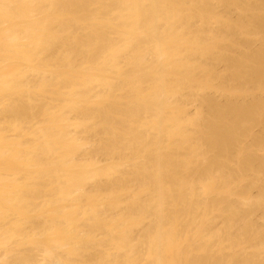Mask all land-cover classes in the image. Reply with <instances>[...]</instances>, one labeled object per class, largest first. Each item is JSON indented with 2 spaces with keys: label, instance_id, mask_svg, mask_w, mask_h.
<instances>
[{
  "label": "bare ground",
  "instance_id": "1",
  "mask_svg": "<svg viewBox=\"0 0 264 264\" xmlns=\"http://www.w3.org/2000/svg\"><path fill=\"white\" fill-rule=\"evenodd\" d=\"M200 1H202V0H200ZM207 1L205 0V3H203L204 1H202V3L205 4V5L202 4L203 6H201V4L198 5L200 2L198 1L199 2L198 3L196 1L198 3V4L196 3L197 6H198L197 8L200 10L201 7H204V6H206L208 4V6H209L208 9H209L210 7H212L214 5V3L212 5V3L209 2V1L213 2L214 0L213 1L212 0H209L208 2ZM215 1L217 2L218 6H219V2H221V3L223 2L224 3L225 0H222V1H219L218 0L219 2L217 0H215ZM227 1H226V3H227V5H229V3ZM233 1H230L231 2L230 6L232 5V2ZM187 2H188L187 0H0V106H1L0 109L4 105L5 106L6 105L7 106L9 105L8 107L11 108V109H9V110H11V113H10V111H8V113L10 114V116L8 114V117H12V120H13L14 118H13V115L11 116V114L14 113V117L16 115L18 116V122H19V123H15L16 122L15 119L13 120L15 122H13L11 119H8V120H11L12 122L11 121H8L7 122L6 121L7 120L6 119L7 109H5V107H3L0 110L1 111L0 114L2 112H3V115H4V112L6 113L5 114L6 116L4 118L5 120L2 119V117L0 115V264H9L10 261H13V260H9V262H8V257L10 259L11 258L12 259L13 258L16 259V261L19 262V264H45V263L46 264L47 263L48 264H77V263H74V262H78L80 260H81V262H79L78 264H80V263L82 264V261H84L83 259L85 258V256L88 255V253H90L89 251L92 249L91 247L94 246V242L96 244L95 247H97L96 248V250H97L98 247H99V244L98 243H100L101 240H102L101 243L104 242L103 245L101 244L100 245L101 247H99V248H101V251H100L101 254H102V249H103V251H106L107 252V254L109 256V259H111L110 256L112 255V260L113 261H116V263H117V260H118V257H119L120 261H118V262H123V260L126 259L130 264H137L138 262L143 261V260H140L141 259L140 258L141 255H143V256L145 255L144 257L147 256L148 259H144L147 262L144 261L142 264H187V263L190 264L192 262H195L198 259L197 253H195V252L198 251V249H200L198 251V254H199L200 251H203L204 256H205V254H208V252H209V255L207 257L208 260L209 259H213L212 257H214L216 255H217V257L219 255L221 257V255H222L221 253L220 254L219 253H216V255L214 253H212L213 251L211 250V248L212 247H215V246L218 248L219 246L224 245L226 243V241H227L228 244H225L224 246L221 247V249L223 248L222 251L229 252L230 251L229 248L231 247V250H233V251H230V252L234 253V249H235L234 246H236L239 241H238V239H237V241H232V240H236L234 238H237V237H235V236L232 235L233 239L231 240V239H229V238H232L231 235L229 234L230 235L229 236L228 234H226V235L229 236V238H228L229 240L227 238L226 239L223 238L224 241L226 240L225 243H223V241H222L223 240L222 239L223 236L222 235H224V234H222L219 229L218 230H219V232L222 235L221 234L220 235L219 234H216L215 232L218 233V231H217V229L216 230L212 229V226L214 225V223L217 222L216 221L217 219H218V221L220 220L219 219L220 216L224 218V216H223V215H225V213H223L224 212V207H225V209H229V211H230V209L232 210L233 207H234V210L236 209L235 208V205L237 206L238 202H236L237 204H235L233 206H231L232 204L230 202L235 203L233 201L234 200L233 197L236 196L235 195L236 193H234V192L235 191H238V188H237L238 183L236 184V182H235L236 178L235 177H230V176H231V174H232V172L234 170L236 171L238 169V168L237 169H234V168L238 167L237 164H239V170L241 169V166H242L243 169H246V170L241 169L240 171L238 170L239 172L237 171V173H239V175H240V172H242V171H243L242 173L244 174V171H245V173H251V172H255L257 170V173H258V170L260 171L261 168H264L262 166V163L264 162L263 161L264 160V156L259 158V159L263 158V160H260V162L263 161L261 163V166L262 167L260 168V166H259L260 169L257 168L256 170H255V168L258 166L257 164H259V162H258L259 160L256 157L253 156V155H255V156L260 155L259 152H261V154H262V150H263V154H264V149H262L264 147H261L262 144H258L259 146H256V147L261 148L260 149L261 151H258L257 152V149L255 150V152L258 155H256V153L253 154L251 152H248L249 150L247 151V149H246V144L248 142H250L252 139L254 140V139L257 138V137H254V136H256L255 134H253L254 131L253 132L251 131L252 128L250 127V125H251V122L250 121H252V120L254 121L255 118H256V120H258V117L260 118L259 120H261V117H260L261 114L260 113H259L260 115L257 114L259 116L256 115L257 112H261L259 110L261 106L258 107V111H257V105H262L263 108H264V104H262V101H261L262 99H260L261 97L258 98V99H260V102H261L260 104H258L259 101H257V102L254 101V103H257V104H253L251 101L250 102L247 101L248 102L247 103L246 101H244V100H242L240 98L241 101H243L242 104H241V102L240 103L239 102L238 103H232L233 100H231V104L229 105L230 101L229 102L226 101L228 104H225V106H229V107H227L228 108L227 111L226 110H223L224 109L223 108L224 103H223V105H222V103H220L222 105V106L220 105L222 108L219 106L220 109L217 106V108L219 109V111H218V109H216V107L215 108L214 107L213 108L211 107V106H214V105L217 104V103L215 104V101L213 99H212L211 102H214V105H213V103L210 102L211 95L212 94L210 95V97H206V98L203 96V99H205V100L207 99L206 101L204 100L205 103H204V101L202 102V98L199 96L201 98L200 99L201 101L199 103L200 104L204 103V104H202L203 105L202 107L204 108L205 105H206V107H205V110L204 111H203L202 108H200L202 111H200L199 109H196V110H199L200 111L199 113H201V112L202 113H205L207 110H209V109H207V106H208V103L207 102H210L211 104L209 103V105H211V106L210 107L208 106V107L210 108V110L213 111V113H212V111L210 112L211 113L210 116L211 117L213 116L214 119H212L210 117L211 118V120H210L209 116H207V119L209 118L207 120L206 118H203L202 113H201V116H200L201 118L200 117L198 118V117H196V116H198L197 115L198 113H197V114L194 115L193 118L196 117V119L197 118L198 119L196 120V119H193L192 118L194 121H192L190 119V117L189 118L187 117L188 119L185 118L186 117L185 115H187L188 113L184 111L185 108H184V106L182 104L183 101L180 103V101L178 100L179 104H182V105L180 107L177 106L176 109L179 107L178 109L181 112V114L182 113L183 114L187 113L184 116H183V114L181 115L178 112V109L176 110L173 107V105H171L173 103H176L177 104V102H176L177 100L175 102H173V101L175 99H177L178 96L180 98V96H182V94H183L184 91H185V93H188L187 92L188 89L186 88L187 91L185 89V86L187 87L188 86L187 85L188 83L190 84L189 86H192L191 84H194L195 87L194 86L193 87L196 89V84L198 82L200 83L202 81H206L207 80V82H210L209 84L211 86L208 85L207 82H206V84L204 83V85H208L209 88L207 86L205 88H208L207 90H209V89L212 90V88H213L212 85L213 84H211V83L212 82L213 83L215 82L214 81V78H215L216 75L214 74V76H213V73H214L213 71L215 69L212 71V76H211V71L209 72L207 70L210 73V75L207 74L208 72L206 71V69L208 67L207 68L204 67L205 70H203L202 69V65H205L206 64V61L205 60H207V59L208 60L209 59L210 60L211 59L215 60L216 57H217L216 58V62L218 60H220V59H223V60H221V62L222 61L224 62V58L221 57V54H219L222 51L221 49H223L224 47L220 49L221 51L216 54L217 55L216 57L214 55L215 53H213V51L216 50V48L214 50L212 49V48L216 47V45L213 44L214 41H215L214 39H216L215 42H217V43L219 42L218 43V45H219L220 43H222L221 42L222 39H223V44L224 43L226 44V43H231L232 42L231 40H229V38H231V39H235L236 38V37L235 38H232L233 35H230V37H229L228 35L225 34L226 35L225 39L227 40V36H228L229 37L228 40L230 41L229 42L228 40L226 41L224 39V37H223V35H224L223 32L226 29L228 30V33H230L229 31L232 28V25L234 27V22H233L232 25H231V22H230V24L228 22V25H231V28L229 27L230 29L229 28L223 29L221 27L223 29V32L221 33L222 30H219V31H220V34L221 35L223 34L222 36L221 35L218 36L219 31H216V29L218 27L215 29V32H218L217 35H216L215 32H213V33L211 32L212 30L210 28H208L209 27L208 23H205L207 19H204V18H207V16H203V19L204 20H202V14L204 13L203 9L205 10L206 7L201 8L202 10H200V11L201 12L203 11L202 13L200 12L201 15H199V10L197 9L198 10V13L196 12V14H198L201 18H199L198 15L196 16V14H195V16L198 17L199 19L198 18H195L194 15H193V17H194V19L196 21H197V19H198V21L201 19L199 21V23H198V29H200L199 27H201V29L198 30V31L203 30L202 27H205V25L207 24L208 27H205L204 29H207L210 32L208 36L212 35L211 37H213V38H214V33H215V38L214 39L211 38L213 40H210L209 39L210 37L208 38L207 36H203V33H205L204 35L207 34L206 33L207 30H205L206 32L205 31H201L203 33H200L199 32L202 35L198 34L197 28H195L196 30L193 28L194 27L193 23L196 24L195 20L192 21L193 20L192 14L194 12L191 13L192 11H195L194 9H196V7H195L196 5L193 6V3L195 4V0L190 1L191 4L190 3H187ZM239 2H242V1H239ZM186 3L189 4V5H192V8H190L191 6H188V10L187 11H184L185 8L183 7L184 10H182L183 9L182 8V5L183 6H186L185 5ZM223 3L221 5H223ZM226 3H224V6H225ZM217 4H215V5H217ZM252 4H254V3H252ZM210 5H212V6H210ZM262 5H264V2H263ZM214 6L212 8L215 11V8H217V7H214ZM251 6H249V7H251ZM258 6L257 7L254 6V7L258 8ZM174 7H177V9H175ZM178 7H179V10H178ZM236 8H239V7H236ZM261 8H263V6H261ZM174 9H175L176 13L173 11ZM189 9H191L192 11L189 10ZM206 10H207V8H206ZM213 10H211V8H210V10L208 12H211L212 11L211 13L213 14L214 13ZM216 10H218V9H216ZM236 10L237 9H235V11ZM249 10H251L250 12H252V10H253V12H255V13L256 12L258 13V11H259L258 14L257 13L256 14H253V12L250 13L252 15H257L258 18L264 13V12L261 13V10L260 9L259 10L258 9H253L252 7ZM256 10H258V11H256ZM171 11H173V12H171ZM218 11H216V12H218ZM171 13H174L175 16H174V14H171ZM177 13H179L180 16L179 15L176 16ZM211 13H207V14L210 15ZM207 14L205 13V15H207ZM212 14L210 15V17L208 16L209 18H211V19L208 18V20H211L212 21L213 17H211V16H214L217 13H214L213 15ZM259 14H260V16H259ZM219 15L217 14V16H219ZM252 15H248V16L252 17ZM217 16H215V17L217 18L218 22L216 20H215V22H216V24L218 23L219 25H221L220 22H219L220 21L219 19H222V18H220V16L218 18ZM257 16H253V17H255V20H257V22L259 23L260 22L259 20H262L263 19V16H261L262 19H259V20H258V18H256ZM245 18H243V19H245ZM224 19L225 18H223L222 20L224 21ZM208 20H207V22H209ZM240 20H241V18H240ZM201 21H202V24H201ZM211 21L209 23L213 24V22H211ZM223 21H222V23H223ZM253 21H252V25H254L253 26L254 28L259 27L258 30H260V31L261 30H264V27L262 26V24H264L263 23L264 22V19H263V21H261L262 22L261 23L262 29H260L261 28L259 26L260 24H258V26H257V25H255L256 24L255 21L254 22ZM225 22H227V20ZM249 22L251 23V21H249ZM203 24H205V25L202 26ZM211 24H210V26L213 27V25H211ZM241 24H238V26H240L241 29H242ZM243 25H244V23H243ZM214 26L216 27V25H214ZM222 26H226V25H222ZM238 26H235L236 28L234 27V29H236V32H235V30L233 28L231 29V32H233L234 34H236L237 32H239L237 30ZM191 27H192V30L193 29L195 30L194 32L197 31L196 34L192 30H189V28L191 29ZM195 27H197V26L195 25ZM249 27L247 29H249ZM241 29H239V30L242 31ZM243 29H244L243 31H245V28H243ZM250 29L251 30H254L253 28H250ZM188 30H189V32H188ZM227 30L225 32H227ZM249 30H247V32ZM185 31H187L186 33H188L187 34V37L188 36L190 37V34H189L190 31L193 32V35L191 34V36L193 38H196L195 35H197V39H198V35L203 36V37H199L200 39H202L204 37H207V38H204L203 41H206V42H209V43H210V41H213V43L212 42L210 43L211 45L208 44L212 48H208L209 46L206 47V44L203 47V45H204L203 44V41H201L199 39H198V41H200V43L198 42L199 44H196L197 43V41H196L197 39H194L196 41V43H195L196 45H192V43H193L194 40L192 42H189L191 39L188 40L189 37L188 38L186 37V35L184 33ZM244 33L243 34L238 33V34L241 37H242V35H244V38H245L247 36H245L246 33L245 34ZM248 34L247 35L249 37L250 36V33L248 32ZM251 34H253V31H252ZM262 34H264V33L262 32ZM216 36L218 37V39L220 37H222V38H220L219 41H217L218 39L216 38ZM240 36H239V38H240ZM248 37L246 39H248ZM205 39H208L210 41L205 40ZM250 42L251 41L249 40V43ZM233 43H234V40H233ZM218 45H217V49H218V47H220V45L219 46ZM228 45H231V44H228ZM262 46H264V45H262ZM207 48L210 49V50H212L211 52L209 50L210 54H208L209 52L207 54H205L206 51L208 50ZM248 49H250V47ZM262 49H264V48H262ZM239 50H240V48L238 49V51ZM182 51L183 52L185 51V53H182ZM218 51H219V49H218ZM223 51H226V49L223 50ZM249 51H251V50H249ZM260 51L261 52H259V51L257 52L256 51L257 53H261V54H257L259 56L256 55V52H253L252 51L255 54L249 55V57H248V53L246 52L247 53V56H245V57H248L247 59L244 58L243 57L244 54H242L243 55L242 58L244 60L241 59L240 62L244 64L245 63L244 61H246V65L245 64L242 65L239 62L233 63V60H232V64H234V66L238 65L239 67L242 65L243 67H246L245 68L246 71H247V69L249 67H251L250 68V74L248 73L249 72V69H248V72H247V75H246L247 77L246 76L245 77L247 79H248V77H249V79L250 78L251 79L253 78L254 81L259 82V83L261 82L260 85L262 86V89H263V87H264V85H263L264 84V53H262L261 48H260ZM243 52H245V51H243ZM221 53H223V52H221ZM180 55H181V58H180L181 60L178 59V57ZM186 55L187 56H190L191 55L190 56V64H191V57L194 58V56L197 57V55H198V56H201L200 58H202L203 56L206 57V55H208L207 56L208 58H204L203 57L202 59H204V60L201 59V61H199V62L198 61H195V60H200L199 58L198 59L195 58V60H193V58H192V61H193L194 64L197 63V62L201 64L200 65L201 67L198 65V63H197L198 67L195 64V66L197 68L200 67L199 72H198V69L197 70L196 69H191L189 71V73H188V74H190L192 72V70H193V72L196 70L197 72H195V76H193L192 74H190V75L185 74L187 70H189L190 68L194 67V65L191 66L192 64L190 65L188 63V60L189 59H187V62H186V58H189V57H184ZM253 55H255V56H253ZM261 55H263V57H261ZM182 57L185 58V62H184V59ZM229 60H228V63H225L226 65L231 64V63H229ZM234 60H237V59H234ZM181 61H183V62H181ZM202 61H204L205 63H203ZM159 62H161V64H160L161 66H159ZM212 63H213V61H212ZM239 64H241V65H239ZM206 66H207V64H206ZM242 66L238 69L239 70V73H240V69H241V71H243L242 70V68H243ZM161 67H164V68L167 67L169 69H172V71H176V70H174L176 68L177 69H179V68L184 69L186 67L187 70L176 71L177 72V75H178V73H181V75L179 74V76L176 75V77H178V78H176L175 75H173V73L176 74V72H171V71L166 72L167 69H165L166 71H164V68H163V70H161ZM188 67H190V68L188 69ZM228 67H230V66H228ZM237 67L235 68V70L237 69ZM127 69L130 71V73L128 72L129 75H130V76L128 75L129 76L128 77L129 78L128 79L129 81L126 80V84L124 83L125 85H123V83L122 84H119V79H122L123 81H125L124 78L127 77V75H126L127 74V71H128ZM201 69H202V71H201ZM224 69H225V67H224ZM228 69L229 68H227L226 71ZM232 69H234V68H232ZM231 70H230V73L231 74L230 75L228 74V75H229L230 78L232 77L233 80L234 79L236 80V81L234 80L235 82H233V83L235 85H237L239 83L240 84V87L242 86V84L244 85L243 82H245V79L246 78L244 77V74H242V73H244L246 71L244 70L243 72L240 73V77L242 75V77L245 78V79H243L241 77L242 81L243 80L244 81L242 82L241 79H240V82H238L239 81V78L236 75L238 72L235 73V71H234L235 74L234 73L232 74V71L233 70L232 71ZM163 71H164V73H163ZM200 71L201 72L205 71V74L209 75L208 76L209 78L208 77H205L204 76V73H201ZM183 72H184V75L182 74ZM196 73H197V75H196ZM199 73L200 74H203V75H200L201 78L203 76V78H202L203 80L201 78L199 80V78H198V77H200L199 76ZM239 73H238V75H239ZM248 74H249V76H248ZM186 75H187V77H186ZM220 75H223V73H221L219 75L217 74L216 78L218 76H220ZM226 75H225V77L227 78L228 75L227 76ZM235 75L237 76V78L235 77ZM181 76H183V77H181ZM172 77H174V78H172ZM190 77L194 81L191 79V82H190V79H189ZM193 77H196V78H193ZM212 77H214V78H212ZM147 78H149V79L152 78V80L154 79L153 80L154 82H152L151 80H148ZM170 78H172V79H175L176 78L177 81L175 82V80H176L175 79L174 82H172L173 80H171ZM167 79H169L170 81L168 82ZM186 79H189V80L187 82H185ZM196 79H198V82H197ZM208 79L211 80V81H208ZM218 79H220V78H218ZM229 79H228L229 83H228L227 80H226L227 83H223V82H225L224 80H223L222 83L225 84V85H227V84L230 85V83L232 81H230ZM237 79H238V81H237ZM132 80H133L132 84L129 85V82L131 83ZM220 80H222V77H221ZM146 81L148 82L149 85H145L146 84ZM216 81H217V79H216ZM254 81L252 82V84L255 87V85L257 83L254 84L255 83ZM151 82H152V84H151ZM138 83L141 84V85H143V84L144 85L143 86H140ZM171 83L172 84L174 83V84L171 85ZM176 83H178L180 86L179 85H175ZM202 83H200V84H202ZM249 83H251V80H249ZM259 83L257 84L256 87H258ZM137 84L141 88H138L139 86ZM168 84L170 86H173V88L170 87V89H169ZM200 84H198V85H200ZM217 84H219V82ZM248 84L244 85V89H245V87H247V88L249 87L248 89L250 90V88H251V90H252L253 86L250 87L251 84L249 86H248ZM150 85H152L151 89H150V87H148ZM181 85L182 86L185 85V86L182 87ZM198 85H197V88H198ZM204 85H202L203 86V89H204ZM231 85H232V83H231ZM178 86H179V89H180V87H181V89L184 88L182 90L183 92L180 90L182 92L181 95H180V91L178 89ZM189 86H188V88H189ZM215 86H216V84H215ZM261 86L259 87V89L256 88V87L255 88L260 91V90H262V89H260ZM127 87H128V90H127ZM142 87L143 88L144 87L145 88L148 87V90H144L145 88L143 89ZM174 87H177V89H178L177 92H176L177 89L175 88L176 90H174ZM199 87H200L201 90L198 88V90L196 91L195 89L192 88V90H190V92L193 91V90H195L197 93H198L199 90L202 91L203 89L201 88V86H199ZM218 87H214L213 89H215V88L217 89L218 88V90L215 89L216 92H217V91L221 90L220 88H223L220 85H218ZM231 87H232L231 89L236 90V89H234L235 86L232 85ZM240 87L238 86V88H240ZM32 88H33V90H35V91H33V90L32 91L35 92L37 95L34 94V93H32V91H31ZM241 88H243V87H241ZM241 88H240V90H241ZM247 88L245 89V91L248 90ZM141 89H143L146 92L142 91ZM121 90H122L123 94H121L122 93L121 92L120 93L121 95H120L119 92ZM124 90H125V92L128 91L126 93L127 95L125 94ZM129 90L132 91V92L130 93ZM167 90L168 91L170 90L169 92L172 91L171 94L174 91L176 94L178 93L179 95L178 96L177 95L174 96L173 94H175V93H173L172 95L174 97L172 95L169 96L170 93ZM225 90H224L225 93L228 92V91L229 92L232 91V90L230 91L228 89H227L228 91H225ZM30 91H31V93H30ZM133 91L136 93V95H135V93H133ZM237 91H236L237 94L239 92L241 93V91H239V92H237ZM205 92L207 93L208 91H205L204 90V93ZM229 92H228V94H230L229 97H231V94H233L234 92H232V93H229ZM262 92L264 93V89H263ZM44 93L45 94L46 93H49V95H51V96H48L49 98L47 99V97H46V95ZM117 93L120 95V98L122 100L125 97L124 95H126V97H127L129 93L131 94V95L129 94L130 96H132L134 94L136 96V98H135V96L133 97L134 99L132 97H131L132 98L131 99L130 96H128L129 98H126V99L124 98L125 100H128V101H130V100L132 101L133 100L132 105H130L131 101L130 102L127 101L128 104L126 103L125 100L121 102V100H119L120 98H119V95H117ZM242 93H244V92H242ZM247 93L245 95H247ZM252 93L253 92H251L250 94H252ZM30 94L34 95L33 98H32V95H30ZM200 94H201V92H200ZM220 94H221V92H220ZM260 94H262V93H260ZM35 95H36L37 98L40 96V99H42L41 97H44V95H45V98L46 99L45 98L44 99L46 101H44L43 99L40 100L38 98V100L40 102V103H38L37 102V99H35L36 98ZM122 95H123V98L121 97ZM183 95H185V94H183ZM221 95H219V96H221ZM224 95H222V96H224ZM243 95L240 94V97L241 96L244 97ZM256 95H258V94H256ZM28 96H31V97H28ZM185 96H182V97H185ZM225 96H228V95H225ZM247 96H249V94ZM115 97H117L119 99H117ZM171 97H173V98H171ZM31 98L32 99H35V101L32 100ZM208 98H210V99H208ZM227 98L228 97H226V99ZM235 98H238V97H235ZM254 98L255 97H252V99H254ZM112 99L114 101H115V99L118 100L119 101V103L117 102L118 104H121V103L124 102L123 104L124 105H127L128 107L127 106L126 107L128 109H126V107L124 106V109L121 110L120 107H123V104H122V106H120L117 103H115ZM169 99H171V100H169ZM189 99H190V96H189ZM215 99H216L217 102H220V101H218L217 98H215ZM255 99L257 100V98H255ZM18 100L20 101V104L19 105H17L18 103H16V102H18ZM108 100H109V106H106L105 103L108 104V102H107ZM238 100H239V98H238ZM42 101H44V102H42ZM112 101L114 103L111 105L110 102H112ZM198 101H197V103H198ZM263 101H264V98H263ZM32 102H33V104H32ZM143 102H146L147 104L149 102H151V103L154 104V106H153V108H150V106L153 105V104L150 103V104L147 105L145 103L147 105L146 106V105H143ZM166 102H168L167 105L169 104L170 105V108H169V105L168 106L166 105ZM191 102H189V103H191ZM233 102H235V99H234ZM244 102H245V104L246 103L249 104V105H250V103H252V104L250 106L249 105L248 106L247 105L244 106L243 105ZM139 103L140 104L142 103L141 106L140 105L137 106V104H139ZM193 103H194V101H193ZM199 103H198V106L197 107H200L201 106V105H199ZM114 104H117L118 106L116 107V105H114ZM179 104H177V105H179ZM92 105L96 108V110L98 108L100 111L99 110H97V111L92 110V108H91ZM96 105H97V107H96ZM100 105L101 106H104L105 108L104 107H101V108H104L103 110H101L99 108ZM110 105L112 107L114 106V108H110ZM133 105L134 106L135 105L137 106V107H135V110L134 109H131V107H134ZM141 107H142V109H140ZM197 107H195V108H197ZM14 108H15V110H13ZM95 108H93V109H95ZM136 108L137 109L139 108V109L136 111ZM172 108L176 110V111L174 110L173 113H172ZM180 108H181V110H180ZM183 108H184V110H182ZM4 109H5V111H4ZM90 109L92 111H90ZM130 109H131V112L129 114V110ZM152 109H154V111H155V113H153V114H152V112H153ZM168 109H169V111L171 110L170 112L168 111L169 113L167 112ZM221 109L225 113L222 112V111H220ZM225 109H226V107H225ZM126 110H128V112ZM140 110L142 112L141 115L142 114H145V113H146V115H149V116H152L153 115L151 117L152 119L155 116L154 118L156 119L155 120L156 122H154V119L152 121V119L150 118L149 121L147 120V122H149L150 125L147 124V126H146L145 125L146 123L144 124V122H146L145 121L146 120L145 117H147V116L143 115L144 116V118H143L144 122L141 121V119H138V118H141L140 117L141 115H138L140 113ZM149 110H151L152 112L151 111H150L151 113L148 112ZM124 111H126V112L124 113ZM135 111L138 112L137 113L138 116L136 115V113L134 114L135 116L138 117V118L135 117L137 119H134L133 118L134 117L133 114L131 115V113L132 112L134 113ZM147 112L150 113L151 115L148 114ZM164 112L167 113V114H169V115H167L168 117L171 114H173L175 116V112L176 113L178 112V115L179 116L176 114L175 118L177 117V119H179V121H178L179 123H180V119L185 118V120L187 119L188 121H192V123H194V124H191V122H190V125L191 126L196 125L197 127H199L198 125H199V123L201 122V120L203 118V121H206V123H204L202 121L203 123H200V125L203 124L204 126L202 125L201 127H199L200 130H198L199 128L197 129V127H196L197 131H199V135L200 136L198 135V132H194V131H193L194 133L193 132L192 133L190 132L191 135L193 134L194 136H196L197 142H195L196 140H194L195 137H193L194 139H192V136H191V140L189 138L190 136L185 137L187 134H189V132H188L189 130L186 129V131H185V128L191 129L190 128L191 126L190 127L187 126V125H189L188 122H187V120L185 122L184 119H183V121H181V123L182 122H185V123H183V124L180 123V125H179V123L177 124V123L173 122V126H174V123L176 125H178V126L175 125L176 128L178 127V129H176V130L174 129L175 127L172 128V126H171L172 124L170 123L171 129H169V126H167V124L169 125V123H164L165 122V119L163 120V118L166 117L165 116L166 114ZM262 112H263V109H262ZM210 113L208 111V114H210ZM126 114L128 116H130V118L129 117L127 118V115ZM72 115H74V116L71 117ZM180 115L183 116V118L182 117L180 118ZM206 115H207V112H206ZM75 116H78V118L81 117V118H79V119H81V121L78 122L79 119L77 117H75ZM131 116H132L133 119H131ZM156 116H158V117L164 116V117L161 120H157L158 117H156ZM187 116H189V115H187ZM252 116H257V117H252ZM19 117L20 118H24L25 119V122H26L27 119H29V122H27L28 124L27 125L25 124L24 119L23 120L21 119L20 120L21 122H20L19 121ZM171 117H172V115H171ZM171 117H169L171 119V121H172V119L175 120L174 118H171ZM204 117H206V116H204ZM249 117H251V118H249ZM262 117L264 118V115ZM71 118H73L74 120H75V118H77L78 120L76 119L77 120V122H76V120L74 121ZM125 118L128 119V120H125ZM169 118H167V119H169ZM225 118L228 119V120H225ZM248 118H249V122L250 123H248V121H247V123H245L246 119H248ZM92 119H94L95 123L94 122H92V123L89 122V126L90 125L93 126L94 124H97L96 123L97 120L99 122L97 124L98 126H99V124H102L101 123L102 121H104L103 124H105V128H107L106 126L108 124L109 125H112V128L110 127V129H112L114 132L109 133V134L106 133V135L105 134L104 135L101 134L103 136V139L102 140L104 142L105 141H108L109 143L108 142H106V143L102 142L100 136L97 135L99 137V139H100V141H98L99 144H100V142H102L101 144L102 145L105 144V148H103L104 146L101 147L100 146L101 144L100 145H97V146H100L103 149H101V148H99V147L96 146L98 149L95 148V150L96 149L97 150L96 151L94 150L93 152L89 153L90 155L85 154V157H86V155H87V157L84 158V156H83L84 153H81V152L84 149L83 148L85 146L84 144L85 143L86 144H89V142L87 140L86 141L84 140L85 139L84 133H86L87 131L88 132L90 131L89 134H93V131H94V133H96L97 131H98L97 133H99V130L103 128L102 126H104L102 124L101 126H99V128L100 127H102V128L99 129V128H97L94 125V127H96V128H95V130H93L94 129V127H93L92 128L93 131H92L90 129V127L87 125V123H88L87 120L92 121ZM170 119H169V121H170ZM219 119H222L223 122L224 121H227V122H224L223 123L221 120L219 121ZM35 120L37 121L36 128L34 127L35 129H33V127L31 126L32 127V131L30 130V128L27 131L26 126L30 125L29 123H33V122L36 124ZM39 120H40V124H38L39 123L38 122ZM100 120H102V121L100 122ZM137 120H140V122L137 121ZM198 120H199V122H198ZM259 120L257 121L259 124L256 123V121L255 122L252 121V124L256 123L259 126L260 125H263V123L261 124L260 122H262V120H264V119H262L261 121H259ZM84 121L87 122L86 125H87V127H89L88 130L85 129L86 126L84 124ZM160 121L162 122V125L164 123V125L166 127H164V125H163L159 129L157 128L156 130L159 131V134L158 135H157V131L152 132L153 129L150 128V130H151L150 132L152 134L155 133L156 136H154V137H151L150 136V137L147 138L149 140H147L145 136H149V135H151V133L145 135L147 132H149L148 130L146 131V128L145 127H150L151 124L153 123V125H154L153 128H156V127H158L157 125H160ZM169 121H167V122H169ZM22 122H24V124L26 126H23L24 124ZM141 122H143V123H141ZM195 122L198 123V124H196ZM106 123H107V125H106ZM244 123H245V126L246 127L249 126L248 128L249 129L251 128L250 131H251L253 137H249V135L251 133L249 134L248 132H246V127L243 125ZM130 124H132V125L135 124L136 127H135V125H133V126L131 125L130 126ZM141 124L144 125L145 127L144 126H141ZM184 124H186V127H184ZM31 125H33V124H31ZM127 125L129 127H133V128H129ZM139 125L141 127H144L143 128L144 130L142 128H139L140 127ZM19 126L23 127V129H21V127H19ZM251 126L253 127V126H256V125H251ZM24 127L26 128V130H24L25 129ZM81 127L84 128L85 130H87V131H83L84 132L83 133L84 139H81L82 141L77 138L78 135L79 136L82 135V132L81 131L84 130V129H81ZM73 128L75 129L76 133L80 129L81 134L78 132L79 134L78 135L77 134L75 135L74 134L75 132H73V130H72ZM161 128L164 129V130H161ZM108 129H109V126H108ZM140 129H141V131H140ZM167 129H168L169 132L172 131L171 135L167 131ZM179 129L181 131L187 132V133H185L186 135L183 133V135H184L183 138L181 136L182 133H180ZM192 129H195V126H194V128L192 127ZM192 129H191V131H192ZM238 129H241L243 131L238 130ZM142 131H145V132H142ZM236 131H239L238 134L240 132L242 134H245V133L247 134L248 133L247 136H248V138L250 140L248 138L246 140V137L247 136L245 134L244 137L242 136L243 137L242 141L239 140L241 144L239 143V141L236 142L237 144H234L235 141H236V138L238 139L239 136H240L239 139L242 138L240 134H239V136H236L237 135V134H235ZM88 132L86 134H88ZM103 132L101 131V133H103ZM138 132H140L139 135L140 134H143V133H145V134H143L140 137L139 135H136ZM128 133H130V135H128ZM11 134H13V136H15V134H16V136L13 137ZM19 134H20V136H19ZM89 134L86 137L87 139H89L88 137L92 136V135L89 136ZM126 135H128V136L126 137ZM176 135H179V136H176ZM259 135H260L261 139L263 140L264 139V135H261V134H259ZM259 135H258V140L260 141ZM129 136L130 137H133V138H134V136H136V137L138 136V137L143 138V139L137 138V140H136L135 139L136 137H135L134 138L135 140L133 138H130L131 140L129 139V141H127L128 140L127 138H129ZM175 136L177 138L179 137L178 139H183V140L186 138L185 141L187 140V143H189L191 141L190 142L191 143L190 145L193 144L192 142H195V144H193V145L194 146L196 145L195 147H197V148H195V147L192 148L193 145L192 146H189V145H187V143L185 141L183 142V140H182V142L185 144V146H184V144L182 142L178 141ZM198 136H199V139H198ZM262 136H263V138H262ZM174 137L178 141V143L180 142L179 144H181V143L183 144V145L182 144L181 145L184 148L181 145L180 146L183 149V153L186 150V152L184 154L181 153V150L182 149L181 148L179 149L180 146H177L176 144L174 145V142H173L174 140L172 139ZM200 137L203 138L202 141H200L201 140ZM23 138H24V140L22 142V139ZM79 138H81V137H79ZM144 138L147 140V142L150 141L149 144L144 145V142L141 141V140H145ZM169 138L172 139V140L170 141ZM244 138H245L246 141H248L247 143H246V141H244L245 144L243 143ZM25 139H28V140H25ZM146 140H145V143H147ZM262 140L260 141L261 143L264 142V141L262 142ZM168 141H170V144H172L171 148L175 149V147H176V152L179 149L178 150V151H180L179 153H181V154H183L185 156L182 155L181 157H179V156L176 157L179 154L178 152H177L178 154H176V156H173V155H175V153L173 152V149L170 148L171 151H172V153H174L173 155H171L172 153H171L170 149L168 148V147H170V145L166 147V144L169 143ZM177 141L175 143H177ZM199 141L202 142V143L205 142L206 145H204V146L202 145V147H203L202 148L201 145L199 144L200 143ZM254 141H257V140H254ZM254 141L251 142V144L254 143ZM135 142L137 144H139V145H137ZM142 142H143V144H142ZM258 142H256V143H258ZM81 143L82 144L84 143L83 144L84 145L83 147H82V144ZM92 144H94V143H92ZM92 144H89V145H92ZM232 144H233V147H235L234 145H237L236 146L237 148H241V146H238V144H240L242 146L244 144V148H245V151L247 153L245 152L246 153L245 154L243 152L244 151V148L242 147L243 149L241 148L240 150H243L242 151L243 154H241V151L238 150V151H240V153H238L239 156L236 153L237 156L235 154V157H237L239 159L242 156H244V158L246 156L247 158H245V159L242 157L244 159V160L242 159V161H245L247 165L244 164L242 161H241V163H243L244 165H241L239 163L240 161L239 162L237 161V164L235 162L232 165H230V163H229V165L231 167H233L234 170L228 171L229 170L228 169L227 171L229 172V175H227L228 176L227 178L224 176V179H227L225 181L227 183H231V184H228V185L226 184V186H224L225 185L224 184L225 181H224V179L222 180L224 174L222 175V173H224L225 170H222V167L221 166H223V169H224V165H225L226 161L228 160L226 157H229L227 155H230V157H231V155H233V154H229V150L234 149V148H232ZM251 144H250V146H252L254 148L255 145H251ZM89 145H87V147ZM94 145H96V144H94ZM205 146L208 147V148H206ZM165 147L167 149H169L170 153H169V151L167 149H165ZM198 147L202 148L203 150H204V147H205V150L206 149H209L210 152L211 151H214L212 153H215L216 152V154H214V155H217V156L219 155L220 157H222V156L218 152H221L223 150L224 157H222V159H225V160H221V158L218 157L219 161L220 160L221 161L217 164L216 162H218V160L217 159H215V160L213 159L214 158V155H212L213 157H211V154H209L210 153L209 151L207 152V150L206 151L205 150L203 151V150L199 149L201 151V153H200L201 156H203V153L204 152L208 153V154H205L204 153V157H202V159H205V157L206 158L208 157L209 159L211 158L212 160L211 159L209 160L207 158L208 161H209L207 163L208 164L210 163V165H212L211 164V162H212L213 163L212 166H214L215 169H220L221 168V170L223 171L222 173H220V175H222V177H221L219 175V173H218V172H221V170H218V172H216L217 170H215V172H216V174H215V172L213 171L214 170L213 169L214 167H212V166L210 167L209 166L210 173L213 176L216 175L217 176L216 177L217 179L219 177L221 179V180L218 179V180H220V182H223L224 181L223 182V185H222L217 180L220 183V185L221 186H224V187H221L220 185L217 186L218 184H216V182H217L216 180H215L216 181L215 184L213 183L214 181L211 182L212 181V178L209 175H207V176L203 175L205 177L204 180L202 179L203 177L200 176L203 182L202 181L199 182L201 180L199 178L200 171H201L202 174L203 173L206 174L207 172H208L207 174H209V171H208V165H206L207 163L205 164V162L207 161V159L204 160L205 162L203 161V163H202V161H201L202 159L200 158V156L198 154V157L200 158V161H201V165H200V161H199V159L197 157V154H196V152L198 153V151H199L198 150ZM228 147H230L229 150H228V153L225 154V151L224 150L227 151ZM248 147H249V145L247 146V148ZM252 147L251 148L249 147L248 149H250V150L252 149L253 152H254V149L256 147L254 149ZM185 148H188V149H191L192 148V151L194 149L195 150L196 149L198 150V151H193V152H195L196 155L194 153L193 154L197 157V158L194 157V159L196 161L198 160L199 162L198 161L196 162L195 160H194L195 162L193 160H191V161H193V163L197 165V168H198V164H199L200 165L199 168H202L203 167L202 169L205 170V172H203V170L196 171L197 174L199 173L198 175L195 174L196 172H193L191 170L192 171V175H193V173L195 175L194 178L191 175V173H189V172H191L190 169H192V168H195L196 169V166L195 165H192L193 164L192 162H191L192 164L191 163L189 164V163H187L188 162L187 160H186L187 162L185 161L187 152H188V156L189 155L191 156V159H193L192 158L193 157L192 156L193 154L189 150L190 153H191L190 154L189 151H187V149H185ZM78 149H80L81 152L78 151ZM86 149H84V150H86ZM130 149H133V150H130ZM76 151H78V153ZM126 151H132L131 153H133V151H136L132 156L134 157V155L137 154L138 155L137 157H139V159L136 158L137 160H140V157L141 156L139 154H142V157L141 158H143L145 154L147 156H149L150 158L152 156L151 165H150V163H147V161L150 162V160H148L147 156L145 155L144 160L142 159L144 161V164L141 163V164H143L142 166H141V164H139L140 162H143L142 160L141 161H138L139 163L137 162V160H135L137 163H135V161H134V163L136 165V168L133 170V173H132V170H131L132 168H130L128 170L129 172L131 170L130 174L131 173L132 174L130 176H132V180L130 179L131 177L129 179L127 178V175L128 174L126 173L127 174V175L125 174L126 176H124V174H123L124 177H120L119 176L116 179H114L112 182L109 181L110 176L113 175V174H110V176H109V173H111V172L113 173V170L115 172L114 166L118 167L117 165H118L119 162H120V165H124V163H125L124 160H121V159L119 161H117L118 158H117L116 155L119 154L118 156H121ZM232 152L233 153L234 152H237L236 148ZM129 154H130V152H129ZM79 155H81L82 158H80ZM101 155L104 156L105 158H107L109 156L112 157L113 155H115L116 157L113 156V158H117L116 159V162H118V163L117 164L115 162L112 163V165H114L113 166V169L111 168L112 166L109 165V167H108V165H107L108 168L106 167L107 169L105 168V170L101 171L102 174H98V176H102L103 177V176H105V175L108 174L107 176H105L108 179V182L106 181L107 183L105 185H107L108 187H111V189L113 191L116 188H117V191H118V187L120 186L121 183L123 185V184H127L126 181L128 182V184H129L130 181L134 182V183H132V182H130V183H132V184L135 185V187H136L135 190L136 191H138V190L141 191L140 192V195H139V192H133V194L136 193L140 197L139 198L138 196H136V200H137V198L138 199H141V198L143 199V197L146 196L147 198L145 197L146 199H143L144 201H142V199H141L140 202L142 203V202H145V200L147 201L149 199V202L151 201L150 202L151 204L149 202L142 203L141 206H144L143 204H145V206H146V204H147V206L149 204L150 205L147 207V209H146V207L145 208H140L141 207L140 206L141 203L138 202V203H140V204H138L137 203L138 200L135 201V199H134L135 202L134 201L131 202V200L133 198H135L133 196V198H130V200L128 198V201H129V202L127 201L128 202V205H130L129 204L130 202L132 203L133 206L136 203V204H138V206H139V208L141 209L142 212H143V210L145 211V212H143L144 214L145 213H147V214L148 213H151V215L154 214V217L156 218V220L153 217L152 218L154 220L151 218L153 220V223H155L153 226L151 225V224H153L152 221H151V219H150L151 215L148 217L145 214L147 216V217H145V215L142 214V212L141 213L140 212L138 213L137 211H139L140 209L139 208L137 209V206H136V208L133 207L137 211L135 209H134L135 211H133L130 208L132 205L129 206V209L127 208L128 206L125 205V207L127 206L126 208L128 209V210L126 208L124 209L125 210V212H124L125 214H122V215L117 214V215H119V217L118 216L117 217H114L115 216V213H114V210L113 209L115 208V210L118 211L119 210L118 208H120V206H122L123 203L125 202V201L124 202L121 201L122 204H120V206H118L117 209H116V206L118 205L117 202L118 203H121L119 201L122 199V197L124 195V194L122 195V193H124L126 191V189L123 192H122L123 189H119L121 191V194H119L120 191H118L119 192L118 193L119 194V197H118L119 199H116L117 200V202H116L117 205L114 203L116 201L115 198H113L115 196V194H114L113 197H111V199L113 198L115 200L114 201L112 199L114 202L112 200L111 201L109 200L110 197L109 198L107 197L108 198V200H107V198L105 196L107 202L110 201V203H109L110 205L109 204H108L109 206L107 204L106 205L109 208H111V209H109L108 207L106 208V206H105V203L106 202H103L102 199L104 197L103 198L101 197V195L103 196V194L100 193L101 191H100L99 188H98L99 191H100L99 193L101 194V195H99L101 197V198L99 197V199H98V197L96 195L97 198L94 200V198H95V195L94 194H96L95 192H94V194H93V192H91L93 194V196H94V197L92 196V198L91 197H87L88 195L90 196L91 193L89 194V193L86 192L87 193L86 194L84 192L85 195L82 194L83 189L84 188L87 189V186H88L87 182L88 181L91 182L92 180L93 181L96 180V177H95V175L97 174L96 172H98V170H99V168L101 166V165H98L99 168L96 167V166L94 168V165L96 164L94 161H96V160L93 161L91 159H94V156H96L97 158L95 157V159L98 160L99 159L98 156L101 157ZM126 155L127 154H125L124 157ZM88 156H90V157H88ZM132 156H130L129 158L130 159L133 158ZM171 156H173L175 158L173 161H172L173 158H171ZM188 156H187V159H189V162H190V158H188ZM127 157H128V155H127ZM183 157H185V158H183ZM233 157L234 156H232L230 158L231 161H227V162H231L232 163V160H233L232 158ZM255 158H256V160H258L257 161L258 163L256 162ZM108 159H110V158H108ZM122 159H124V158H122ZM238 159H236V160H238ZM82 160H84V161H82ZM105 160H107V159H105ZM80 161H82V162L80 163ZM100 161H102L101 158H100V160L96 161L97 164L100 163ZM222 161L223 162L225 161L224 164L221 163ZM92 162H94V163L92 164ZM121 162H122V164H121ZM155 162L157 163V165H154V164H156ZM254 162H256L257 164L254 163ZM130 163L131 162L129 161L128 164L130 165ZM145 163L146 164H149V165H146ZM252 163L253 164H256V166H252L251 165ZM137 164H139V167H138ZM186 164H188V166L187 167L185 166V167L186 168L190 167V169L188 168L189 170L188 169L182 170L183 169L182 166H184ZM125 165H127V164H125ZM131 165L133 167V163ZM169 165H170V167H169ZM173 165L176 166V167H172L171 168V166H173ZM229 165L226 164L225 165V168L227 166V167H229L231 169V167ZM233 165H235V166H233ZM248 165H250V166H252L254 168V169L252 168L253 171H251V169L249 170V167L248 168L247 167H244V166H248ZM263 165H264V163H263ZM102 166H104V165H102ZM119 167H122V166H119ZM125 167H122V168L124 169ZM204 167L205 168L207 167L206 168L207 170ZM127 168L128 167H126V169ZM168 168H171V169L169 170ZM174 168H175V170L180 168V170L183 171V173H185V170H186V173L187 172L189 173V174L188 173L186 174L187 177L189 179L192 178L191 179V182L192 181L193 182L192 183L191 182L189 183V179L187 180L186 177L185 178L183 177V176H186V175L183 174L181 171H178V172L175 171ZM211 168L213 170H211ZM93 169H94V171L96 170L95 174L93 172ZM102 169H104V168H102ZM116 169H118V168H116ZM172 169L175 172L172 171ZM195 169H194V171H195ZM100 170H101V168H100ZM108 170H110L111 172L108 171ZM247 170L248 171H251V172H248ZM104 171H105V173H104ZM120 171H122V169H119V172ZM211 171L214 172L215 175ZM235 171L233 172V176H236L235 175ZM262 172H264V171H262ZM115 173L117 174V172H115ZM242 173H241V176H243V178H244V176L246 178V177H249L251 174L253 175V176H250L251 178L253 177V179H251L249 177L246 180L249 183V181L251 179V183L248 184L249 186L248 185H246V186H247V188L249 187L250 189H253L252 187H255L257 185V184L254 185L255 184V181L256 180H259V178H255V180H254V175H256L257 173H251L250 175L249 174L243 175ZM91 174H92V176H91ZM190 175H191V177H190ZM93 176H94L95 179L93 178ZM196 176H197V178H199L198 179L199 185L197 183V178H195ZM40 177H44L45 179L48 178L47 180H48V183H49V186L50 187L49 188L47 187L48 189L46 188L47 190L46 189L45 190L48 191L50 189L51 191L50 190L49 191L52 192L53 194H55L54 195L55 197L56 196H58V197L55 198L53 196H51V197L49 196V198H47L48 196H46V195H45L46 197L43 196L44 197L43 198V201H44L45 198L46 199H45L44 202L41 201V200H39L40 202L38 201L40 203V205L39 206L36 205L37 207L36 206L34 207L35 209L37 208L36 213H35V209L34 208L31 209L34 206V205H32V200L34 202L38 198L41 199L40 197L42 195H44V194L41 195V193H40L41 191L37 190L36 189L37 187L35 188L33 186L32 182L33 183H36V181L38 182L39 180L40 181H43L44 178L41 179ZM105 177H104V179H106ZM207 177H209V181H208V179H206ZM257 177H258V175H257ZM19 178H20V181H19ZM216 178H214V179H216ZM228 178H232L230 180H233V178L235 179L234 180V185H232L233 181H230ZM237 178H238V175H237ZM97 179H99V178L97 177ZM169 179L172 180V181L170 180L172 183L175 181L173 183V185L171 184L172 186H174L173 187L174 189H171L172 186L170 188L169 183H171V182L169 181ZM205 179L209 183L204 182ZM238 179L240 181L241 178L239 177ZM21 180H23L22 181V184H20ZM99 180L101 181L102 178H100ZM133 180H136V181H133ZM228 181H230V182H228ZM244 181H245V179H244ZM252 181H254L253 186H252ZM263 181L264 180H262V182ZM44 182L46 183L45 180H44ZM102 183H104V181H102ZM194 183H197V184H195V186L196 185L199 186V187L201 186L202 189L203 188L205 189V190L203 189V191H205V192L202 193V196H199L200 195L199 194V191H198V188L199 187L196 186L197 187V191H198V194L197 195L199 197H201V198L203 197V202H204V195L203 194L206 193L207 195L205 194V196L208 197V194L210 196V200L209 201H208L209 198H206V197L205 198L207 199L208 202H211L212 201V206L214 208L208 205V204H211V203H208V202H207V204L203 203L206 206H208L207 207L208 208L207 213H205L206 212L205 206H204L205 210H203L204 209L203 206H202L203 204L200 205L201 202H200V200H198L199 198L197 197V195H195V193H197V192L194 193V191H196V189H195L196 187L194 185H192V187L194 186V189H195V190H192V187L190 186L191 184H194ZM202 183H206V184L205 185H202ZM84 184H87V186L85 187ZM90 184H92V182ZM132 184H129V185H132ZM176 184H177V187H175ZM235 184H236V188H235V190H233ZM239 184H242V183H239ZM244 184H245V182H244ZM46 185H48V184H46ZM46 185H45V187H46ZM259 185L264 186V183L259 184ZM40 186H41V184H40ZM137 186H140L141 189H139V187H137ZM246 186L244 185V187H246ZM250 186H252V187H250ZM41 187H43V186H41ZM81 187H83L82 188V191L79 192L78 190ZM102 187H103V185L101 186V188ZM128 187H130V186H128ZM132 187H133V185H132ZM144 187H146V189ZM201 187L199 188L200 190H201ZM225 187H227V188H225ZM229 187H231V188L233 187L232 188L233 192H231L232 190H228L231 193H228V192L227 193H228V195L233 193L232 194L233 197H229L227 195V193H223V191H225V190L222 191L223 188H225L226 190L227 189H230ZM40 188H38V189H40ZM151 188H152V190H151ZM239 188H240V186H239ZM249 188L247 189V191L250 190ZM130 189L131 188H128L127 190H130ZM144 189L146 191H148V193ZM219 189H221V190H219ZM101 190H103V188ZM143 190H144V192H143ZM239 190H241V188ZM242 190L246 191V189H242ZM256 190H258V189H256ZM263 190H264V187L261 188V194L260 195H262V194L264 195ZM131 191H129V192H131ZM150 191L153 192V193H151L152 195L149 194ZM115 192H116V190H115ZM145 192L147 194H145ZM109 193H110V191H109ZM111 193H112V191H111ZM127 193H128V191H127ZM141 193H144L145 195L142 196ZM186 193H189L190 195L193 194V197L190 196V195H188V194L186 196L185 195ZM79 194H81V195H79ZM116 194H117V192H116ZM118 194H117V196H118ZM133 194L131 193V195H130V193H129L128 197L129 196L132 197ZM173 194H174V196H171ZM220 194H221V196H220ZM222 194H224L225 196L226 195L228 196V197L227 196L226 197L229 198V201H228L229 203L226 202L227 199H225L226 197L224 195H222ZM237 194H239V193L237 192ZM244 194H245V192H244ZM249 194H250V192H249ZM62 195H64V196H62ZM83 195L86 198H89V200L86 201L85 198H82ZM121 195H122V197H121ZM69 196H71V197H69ZM109 196H112V195L110 194ZM219 196L220 197H224V199L221 198L222 201L225 200V201H223L224 203L223 202L221 203L219 201L220 200V197ZM254 196H256V195H254ZM80 197L83 199V201L84 200L86 201L85 203L87 205H89V207L87 206L85 208V210H84L85 213L84 212L83 213H80V211L82 209H84V207L83 208L80 207L81 206L79 204V202H81V201H79V198ZM171 197H173L174 200H173V198L171 199ZM187 197H189V198L192 197L194 200H196V202H197V200L200 202V203L197 202L196 204L194 202V204L197 205V207L199 208V212H200V213L198 212L199 214L196 213L197 210L195 212V205L194 204H193V207H192L191 200H192V202L194 200L192 198H190V199L188 198L187 199ZM194 197H196L197 199H195ZM237 197H239V198H237ZM237 197L236 198L239 200L242 196L239 195ZM246 197H248V195ZM246 197L243 198L244 200L246 199L244 201L245 203H246V201L249 200V197L250 196L248 197V199ZM261 197H263V196H260L259 197L260 199L257 197L258 200L253 198L254 200L252 199L251 201H255V202L258 201V203H260V200H261V202L264 203V197H263V201H262V198ZM59 198L60 199L62 198L61 201L59 200ZM65 198H68L69 201H67V199H66L64 202H62V200H64ZM70 198H72V200ZM230 198H232L233 200L230 199ZM251 198H252V195H251ZM75 199H77V202H76ZM97 199L99 201L101 199L102 200L101 202L104 203V204L103 203H101V204H103L105 206V208L102 209L101 208L102 206L100 205V207H99L100 213L97 210L98 207L96 206L97 205V202H99V201H97ZM206 199H205V202H206ZM56 200L59 201V202L57 203ZM73 200L76 203H78L77 204L78 206L75 205V207H74L73 204H75V202L73 204H70L73 207L72 206H69V203H71L70 201H73ZM170 200L172 201V203H171ZM188 200H190V201H188ZM230 200H232V201H230ZM53 201H56V205L53 203ZM92 201H97V202H92ZM241 201L243 202V200H241ZM35 202L33 204H35ZM38 202H36V203H38ZM65 202L68 203V207L67 208H69V209H65L67 205L66 206H63L64 204H66ZM225 202H226V205L227 206H225ZM85 203H83V206L86 205ZM247 203H249V204L248 205L242 204V205H244L245 208L247 207L246 208L247 209V212H249V214L252 215V213H254L257 209L254 212H252L253 211L252 209L249 211V209L252 207V206H249V205H254V203L250 204L251 202H249V201ZM41 204H44V206L41 205ZM52 204H53V206H52ZM91 204H93V205H91ZM220 204H222L224 206L223 207L221 205L222 207L219 208V209L222 208L223 209L222 210L223 212L221 210H218V207L217 208L215 207V206H218V205L220 206ZM229 204H231L230 206L232 208L229 206ZM46 205H47V207H48V205L49 206L51 205L52 207H54V205H55V207L59 205L60 207H57V210H55L56 209L55 207L52 208L51 206L48 207V209H47ZM256 205H254V208H256L255 207ZM259 205L264 206L262 203L261 204H258L257 206H259ZM98 206H99V204H98ZM200 206H202V208H200ZM70 207H72V208L70 209ZM112 207H114V208L112 209ZM170 207H171V209H170ZM172 207L174 208L173 211H172ZM226 207H230V208H226ZM237 207L239 208V206H237ZM240 207L241 208L236 209V210L239 211V210H242L243 209L242 206H240ZM259 207H257V208H259ZM49 208H51L52 210L54 209L56 211V212H54V210H53V212H52V213H55L56 214V215H54V214L52 215L54 217V218H52L53 221H51V218H50V217H52L51 215L49 217L50 219L47 218L49 216V213H51V211H52L51 209L49 210ZM189 208H191V209H189ZM210 208H212V209H210ZM245 208H244V210L246 211ZM30 209L31 210H34V212L32 211L33 214L35 213L38 216L37 215H33L32 212L30 211ZM43 209L45 210V212H48V210L50 212H48V214L45 213V215L47 214L48 216L46 215L47 216L46 218L44 216L41 219H44V220L46 219L45 221L50 220V222H51L50 225H49V221L48 222H45L44 221L45 223L42 222V224H39V225L37 223L36 224L37 227L34 226L36 229L35 228L34 229L32 228L29 231L27 229L28 227H26L27 230L24 231V232H26V234H27V231L30 233L31 231L34 230L33 233H31V234H34V235L32 236V235L27 234V236L29 235L28 237L25 236L26 235L25 233H24L25 235L23 234V231H19L18 228H19V226L21 227V223H19L20 225L18 224L19 219L20 220L21 219H23V220L24 219H27V214L30 213V212H31L30 213L31 215L36 216V217H38L40 219V216L39 215H42V216L44 215ZM201 209H202L203 212L200 211ZM214 209L217 210L215 213H213V211H215ZM38 210L39 211H42V214L37 213ZM87 210L89 212H86ZM104 210L107 211V212H105ZM120 210L122 211V208ZM126 210L128 211V213L131 212V211H133L132 212L133 217H134L135 212H136L139 215L143 216L144 219L145 218H147V219L149 218V219L148 220H145L144 223H146V224H144L143 223V221H144L143 218L142 219L140 218L141 216L137 215V217L139 216L137 218L136 215H135V217L132 218V217L129 216L130 214L128 215V213L126 215ZM189 210H190V212L193 210L198 216L199 215L202 216V217L205 216L203 219H206V215L205 214L210 215L211 212H212L211 214H215V215H216L217 212L219 214H220V212H222V213H221L220 216H218L219 214L217 213L218 214L217 217L214 215L215 219L213 218V215H211L210 217L208 216L207 219L205 220V222H202L203 219H202V217H200L201 218V222L204 223L202 225L200 221L199 222L197 221V220H200V218L195 219L194 217H197V215L193 211L192 212L196 216L192 217L193 216L192 215L193 213L191 212V214H190ZM234 210H233V212L235 213V215L238 213L237 216L240 215V217H242L241 215L243 213L242 214H239V213H241L244 210H242L241 212H237L235 210L237 213ZM208 211H209V214H208ZM15 212H16V214H17V212L19 214H21V215H19V214L16 215V216H20V218L17 217V218H19L17 222H16L17 218L14 219V220L12 219L13 218V213H15ZM118 212H116V213H118ZM10 213L12 214V217L9 216ZM79 213H80V215L82 214V217H83L84 214H88V213H90V214H88L90 216L93 215V214H95L94 217L95 218H98V221H100V222H98L96 220L98 222V223H96V221L93 220V223L94 224H98L99 225V228L100 227L101 228L98 229L97 225L95 226L94 224H92L97 229H95L96 230V233H94V235L91 234L92 233V231H91V233H90L91 235L90 236H92V238H93L97 234V232H98V234H100V232L97 231V230H102L101 231V233L103 232L102 239L100 237L98 238L97 236H95L96 238H98L100 240L95 239V237H94V240H92V238L89 235L86 236V238L87 237H90L91 238L90 240L93 241V244L92 243L90 244L91 241H88V243L90 245H92V246H90L88 244L89 247H90V249H87V248H89L88 245L85 246L86 245V242H87V239L89 240V238H87V239L84 238L85 235H86V232H84L85 234H83V232H82V229H83L84 226H82V229L81 230L80 229L78 230V228L80 227L79 225L87 219L86 217L88 215H85L86 216L85 217L86 219L80 223V222H78L81 219V216L79 215ZM201 213L202 214L204 213V216L201 215ZM231 213L232 212H230V214H229V212H228V215L229 216L228 215H225L226 217L227 216L229 217V218L227 217V219H234L235 217H236V219L238 218L234 214H233L234 216H232ZM30 214H28V218H31L32 219V217H31ZM120 214H121V212H120ZM245 214H247V213H245ZM22 215H24V216H22ZM104 215H105L106 218H108V219H106V221H104L105 220V217H103ZM230 215L233 218H231ZM244 215H243V218L245 220ZM251 215H249V216H251ZM21 216H22V218H21ZM25 216H26V218H24ZM90 216H88V218H90ZM96 216H99V217H96ZM171 216H173V217H171ZM188 216H191V221H194V220H192L193 218L195 219L196 222L194 221L192 223L193 224L195 223L196 226H194L192 223H190V219H189L190 217L187 218ZM249 216H246L247 220H248V217ZM9 217L13 221H15L14 222L15 224L17 223V225H19V226H14L13 227L12 226L13 225L12 222L10 224L7 223V222H10ZM210 218L212 220L216 221V222L213 223V225L211 223H209L210 221H212ZM31 219H27L26 221L28 222V220H31ZM61 219H64V220L60 221ZM169 219H171V220H169ZM263 219H264V217H263ZM141 220H142V223L143 224L141 223ZM235 220L234 221L231 220L232 222L231 221L228 222L227 220L226 221L224 220L225 222H228V223L231 222V224H232V227H230L231 224H227L229 227L226 225L229 228V231H230V229H233V226L234 225L235 226H238L239 223L241 222L240 220H243V219L242 218L237 219L236 221L239 222L238 224L237 223L234 224V222H236ZM244 220L242 222H244ZM26 221H24V222L26 223ZM38 221H40V220H38ZM102 221H103V223H101ZM119 221L120 222H123L124 221V224H120ZM148 221H150V222L148 223ZM206 221H207L208 224H206ZM24 222H23V224H24ZM61 222H64L65 224L64 223H61ZM77 222H78V225L76 227ZM87 222H90V221H87ZM246 222H249V221H246ZM39 223H41V222H39ZM47 223H48V226L49 227L46 225ZM58 223H60V225ZM91 223H89V224L91 225ZM106 223L109 226H106L107 225ZM118 223L120 224L121 227L119 225H116ZM174 223H176V224H174ZM188 223L191 224L190 227L194 226V229L197 227L196 229L198 231L196 229L195 230L197 232L196 231L194 232V229H193V231H191V229L193 227L190 228ZM197 223H199V224H197ZM249 223H248V225H249ZM7 224H9V226ZM43 224H44V226H46V229H49L50 228L49 231L48 230H44L45 227L43 226L44 227L43 228L44 231H42V233H41V229H42L41 226ZM140 224L145 225V228L146 227L147 228L145 229L144 226H143L142 228H144V230H142V228L140 229V227H141ZM147 224H148V226H147ZM149 224L151 225L150 227H149ZM171 224H174L173 226H175V225H177V226L176 227H173ZM205 224H206V226L210 224L209 230L207 229L208 227H206ZM217 224H218V222L216 223L215 228H217ZM243 224H240V225H243ZM10 225H11V227H10ZM26 225L28 226L27 223H26ZM31 225H32V223H31ZM170 225H171V227H173L172 229H170L171 228V227H169ZM178 225H180V226H178ZM245 225H247V224H244V226ZM251 225H254V224H251ZM39 226H40V228H38ZM118 226L120 227V229H119ZM138 226H140V227L138 228V230H136V228ZM201 226H203V228ZM244 226H243V228H244ZM255 226H254V228H255ZM16 227H17V229H15ZM90 227H88V229ZM178 227H179V229L184 228L183 231L180 230V231H182V233L179 232V229H175V228H178ZM219 227H221V226H219ZM222 227H223V225H222ZM121 228H123V229H121ZM234 228H236V227H234ZM241 228H242V226H241ZM246 228H247V226H246ZM246 228H244L243 230H245ZM248 228L250 229L251 226L249 225ZM248 228H247V230H248ZM254 228L252 229V231H255ZM261 228H262V226H261ZM263 228H264V226H263ZM39 229H40V231H38ZM92 229H94V228H92ZM168 229H170V230H168ZM202 229H203L204 232L202 231ZM210 229L214 230V232H211ZM224 229H225V227H224ZM237 229H234V230L237 231ZM52 230H54V231H52ZM106 230H107L108 234H107ZM131 230L132 231L133 230H136V233H135V231L132 233ZM177 230H178L179 234H177L178 233ZM189 230H190V232H194L195 235H194V233H192L193 235L191 234L190 236L189 235H185V234L189 233ZM206 230H208V232H211L213 236L210 233H206L207 232ZM247 230H246V232L249 231L247 233V236H249V237H247L246 234H245L246 232H243L242 230H241L242 232H238V234H240V233L243 234L244 233L245 235H243V238L245 236V238L247 237L246 238L247 240L251 236L252 237L254 236L255 239H259L261 236L263 238V235H264V234H262V233H264L263 231L261 232V236H259V238H257V236L259 235L258 233H260V232L257 231L258 232L257 233L255 231V233L253 232L254 235H251L250 236L249 233H252V231H251V229L248 230V231ZM55 231H56V233L58 231V233L55 234ZM137 231H141V238L140 237L138 238L137 236H135L137 238L134 237V240L135 239H139V240H135L136 242H138V241L140 242V244H138L139 242L136 243V244H138V246L140 245L139 246V250H138V248H137L138 246L135 244L133 238H132V240L131 239L128 240V238H131L132 236H134L133 235L134 233L137 234V235H139L140 232L138 234ZM222 231H224V230H222ZM259 231H260V229H259ZM38 232H40V234ZM109 232L111 233L110 235H109ZM180 233L181 234L185 233V234H183L181 236ZM206 234L207 235L210 234V236L208 238V242H210L209 244H210V247L211 248L208 247L209 244H208L207 241L205 242L206 244H208L207 246H205L206 244L203 243L207 239V237H208ZM238 234H236V236H238ZM242 234L239 235V237H238L239 239L242 237L241 236ZM101 235L102 234H100L98 236H101ZM179 235H180L181 238L179 237ZM43 236H45L46 238L45 237L43 238ZM116 236L118 238L120 237L122 240L121 239H118ZM220 236H221V238H218ZM182 237L185 238V239H183ZM80 238L82 240L84 239V243L81 242V239ZM107 238H108V240H110V242H111L112 245L109 244L110 242L107 240ZM123 238L124 239L126 238V239L124 240ZM178 238H180L179 240H181V239L183 240L182 243H179L181 241L178 242V240H177ZM211 238L212 239H215V238L218 239V242H221L222 245H220V243L217 244L216 240H215L216 243L215 242L212 243L214 240H212V242H211L210 241ZM243 238H242V240H244L246 242V239L245 238L243 239ZM85 239H86V241H85ZM242 240H240L241 243H239L241 247L239 246V244L237 245V246H239L238 247L239 251H238V249H236L237 250V254H239L238 252H240V251H242V250H244L246 248L247 251H249V252H246V249H245L244 252H246V254L243 251H242V254L247 255V253H249V255H250V251L251 250H248L249 249L248 247H250L251 245H252L251 247H253V244L254 243L256 245L258 243H256V242H253L252 243V239H251L250 240L251 242L249 241L250 244H248L247 247H245L246 244L243 241V243L245 244V246L242 247ZM259 240H263V239L260 238ZM15 241H16L17 244H15ZM121 241L122 242L125 241V243H124L125 245L127 243H130L131 245L133 244V247L132 248L129 247V248H131L133 251H136L137 250L138 252H140V256H138L139 253H136L137 251L136 252H133L131 249H129L127 251L126 249L128 248L129 245L127 244L126 245L127 247H125L126 248L125 249L124 248V245H123V243ZM228 241L230 242V244H229ZM96 242H98V243H96ZM234 242H235L236 245L230 246L231 243L234 244ZM257 242H259V241H257ZM79 243H80V245H81V243H83L84 245L83 244L82 245L84 247H87V248L80 247L79 246ZM142 243H144V246L146 248L142 245ZM183 243H184V246H183ZM247 243H248V241H247ZM261 243L262 242L260 241L259 244H261ZM97 244H98V246H97ZM105 244H108L107 247H104ZM196 244H198V245L195 247ZM212 244L215 245V246H211ZM259 244L257 245V248H259V247L264 248V244L263 243L261 244V246H259ZM28 245H31L32 246V247H30L31 249L28 247L30 249V251L32 250V248L34 246L35 248H33V250L34 249L35 250L37 249V251H38V249H39L38 253H40V250L43 252V254L40 253L41 254L40 255L41 256V259H44L43 262L40 261L41 260L40 258L39 259H37L38 257L35 258L36 255H33V254L36 253L35 251H34L35 253L33 252V254H32L34 257L32 255H31L32 257H30L29 255H27L29 252L23 253L25 251L24 250L25 247H27ZM109 245H111L112 248ZM256 245H254V246H256ZM225 246H226V248L229 247V248H227V250L229 249V251H227V250L224 249ZM79 247L81 248L82 251L87 250L88 253L87 252H83V255L81 254L82 256L79 255L80 254L79 252H81V251H79L80 250ZM113 247H114V249H113ZM140 247H142L141 248L142 250H140ZM197 247H198L197 251L194 250L192 252V250L193 249H196ZM204 247H206V248L208 247L209 249L208 248L205 249ZM232 247H233V249H232ZM78 248H79V250H78ZM107 248H109V249H107ZM105 249H107V250H105ZM123 249H125L126 251H124ZM143 249H144V251H143ZM145 249H147V250L145 251ZM218 249L220 250V252H222L221 249H220V247ZM250 249H252V251H254L253 250L254 247L253 248H250ZM111 250H112V254L109 252ZM114 250H117V253H114L113 252ZM121 250H123L126 253V256L125 257H124L125 254L123 253V251L121 252ZM130 250H131L132 253L130 252ZM206 250H207V253H205ZM208 250H211V252L208 251ZM213 250H215L216 252H219V250H217L216 248H214ZM119 251H120L121 254L123 253L122 255H123L124 259H122V261H121V258H123V257L117 256V255H121V254H118ZM141 251L143 253H146V254H141L142 253ZM259 251L260 252H263V249L261 251L260 248L259 249H256V247H255V251L252 252L253 254L255 253V255L251 254L252 257L250 256L251 257V261L249 259V262H253L254 263V262H258L257 259H260L261 261L264 259L263 258L264 255L262 257L263 259H261V255L262 254ZM91 252H94V251L91 250ZM100 252L98 254H100ZM106 252H103V253L106 254ZM191 252L194 253L197 256V258H193ZM109 253L111 255H109ZM127 253H128V255H127ZM134 253L137 254L136 256H138V262H137V260H136V262H134V259L137 258L136 256H132V255H134ZM258 253L261 254L260 255V258H258L259 257V255H257ZM77 254L79 255V258H76V260L77 259H79V260L76 261L75 258H73L74 260H72V257H78ZM101 254L98 256L99 258H101L100 260L96 256L94 258H92V259L93 260L94 259L95 260H99L100 264H102L101 261H103L102 260V259H104L103 257H105L107 259H108V257L104 256L103 254H102L103 257H100V256H102ZM212 254H214V255L212 256ZM227 254L226 253H223V255H226V258L227 259L224 257V259H222V260L225 261V259L226 260L229 259L228 260L229 262L228 261H225V262H227L225 264H228V263L230 264V263H232V260L233 259L236 260V259H239L240 255L242 256V254L240 253L238 257L237 256L236 257L233 256L234 258H232V256L231 257L228 256L229 257L228 258L227 257ZM190 255L192 256V258L194 260H191L192 258H190L191 257ZM200 255L203 256V254H199V259L200 258L201 259L200 260L198 259V264H204V262H202V261L203 260L206 261L207 258H206V256L202 258V257H200ZM210 255L212 256L211 258H210ZM10 256H12V257H10ZM83 256H84V258H83ZM89 256H87V257H89ZM115 256H116V259L117 260H115ZM220 257H218V258H220ZM61 258H62V261H61ZM216 258L214 259V261L212 260L214 262V264H215ZM218 258H217V260H219ZM221 258H223V257H221ZM230 258L232 259L231 262H230ZM248 258L249 257L247 256L246 257L247 262H248ZM63 259H65V260H63ZM89 259H90V257H89ZM107 259H105L104 261L108 262ZM240 259H242V260L244 259V261L246 262L245 256H243V258L240 257ZM95 260L93 261V264L94 263L95 264H99L98 261L96 263ZM112 260L111 261L109 260V261L111 263L116 264ZM126 260H125V263L127 262ZM217 260H216V264L217 263L218 264H221V263L223 264V262H224V261H222V262L219 263L220 260L218 262H217ZM239 260H237L236 263H239L240 264V261H242V260H240V261ZM16 261H13V262H15L17 264ZM85 261H87V259ZM88 261H89V263H88ZM88 261L85 262V263L83 262V263L84 264H87V263L88 264H92V261H90V260H88ZM200 262H202V263H200ZM245 262H244V264H248V263H245ZM129 263H127V264H129ZM196 263H197V261L195 262V264ZM207 263H208V261H207ZM209 263L210 264H213V263H211V260H209ZM234 263L235 262H233L232 264H234ZM241 263L243 264V261ZM103 264H106V263H103ZM117 264H119V263H117ZM123 264H124V262H123ZM138 264H140V263H138ZM254 264H258V263H254ZM260 264H264V262L263 263H260Z\"/></svg>",
  "mask_w": 264,
  "mask_h": 264
},
{
  "label": "rangeland",
  "instance_id": "2",
  "mask_svg": "<svg viewBox=\"0 0 264 264\" xmlns=\"http://www.w3.org/2000/svg\"><path fill=\"white\" fill-rule=\"evenodd\" d=\"M187 1H188L187 3H190V1H192V0H190V1L187 0ZM196 1H197V2L199 1L200 3L198 2V3H199V4H198ZM202 1H204L203 3H205V0H202ZM202 1H200V0H195V4L193 3L194 1L192 2V3H193V6L196 5V6H195L196 9L193 8L195 11H192L191 9H189V10L192 11L191 13L194 12V13L192 14V17H193V15L195 16L196 12L198 13V10H199V9L197 8V7H198L197 4H198V5L201 4V6L205 5V4L202 3ZM206 1H207V0H206ZM208 1H209V0H208ZM208 1H207V2H208ZM212 1H213V0H212ZM217 1H218V0H217ZM219 1H222V0H219ZM219 1H218V2H219ZM226 1H227V0H225L224 3H226ZM230 1H233V0H230ZM230 1L228 0L227 2L229 3V5H227V3H226L225 6H224V3H223V2H222L223 5H221L222 3L219 2V6H218V4H217V2H216L215 0H214L213 2L209 1L210 3H212V5H213V3H214V5L217 4V5H215V6L213 5L214 7H217V8H215V11H214L213 8H212L213 6L210 5V6H212V7H210L211 10H213V12H214V13H217L218 15L220 14V15H219L220 18H222V19L225 18V19L227 20V22H225V21H226L225 19H224V21H223L222 19H219V20H220L219 22H220L221 25H219L218 23L216 24V22H215V20L218 22L217 18L215 17V16H217V14H215L214 16H211V17H213L212 21H211V20H208V18H209L210 15L212 14V13H211L212 11H211V12H208V11L210 10V8L208 9V7H209L208 4H207L206 6H204V7L207 8V10H206V8H205V10L203 9L204 13L202 14V20L207 19L209 22H210V21L213 22V24L207 22V20H206L205 23H208L209 27L207 26V24H206V25L203 24L202 26L205 25V27L210 28L212 31H211L210 29H209V30H210L212 33L215 32V29H216L217 27H218V28L216 29V31L222 30V31H221V33H222V32H223V29H226V28H229V27L231 28V25L233 24V22H234V27H235V26H238V24H241V23H242V24H241L242 29H241L240 26H238V28H237V30L239 31V32L236 33L237 35L234 34L233 32H231V29H232V28L234 29L233 25H232V28H231V29L229 28V29H230L229 32H230L231 34L228 33V30H227V29H226L227 32H225L226 30L223 32L224 35H223V34H222V35H223L224 39H225L226 35H228L229 37H230V35H233L232 38H235V37H236V38H235V39H231V38H229V37L227 36V40H228V38H229V40L232 41L231 43H226L227 45H226L225 43H224L225 45L223 44V39H222V41H221L222 43H220V44H219L220 47H218L219 51H218V49H217V45H218L219 42H218V43L215 42L216 39H214V38H215V33H216V35H217L218 32H215V33H214V38H213V37H211L212 35L208 36L210 32H209L207 29H204L205 27H202L203 30H201V31H205V30H207V32L205 31V32L207 33L206 35H204L205 33L201 32V31H198V30L201 29V27H199L200 29H198V23H199V21L201 20V19H200V20L198 21V19L201 18L199 15H201V13L203 12V11L201 12L200 10H202L201 8H204V7H201V8H200V10H199V15L196 14V16L198 15V17H199V18H198V17L195 16V18H198L197 21L194 19V17H193V20H192V21L195 20V22H196V24L193 23L194 27H193V26H192V27H193L194 29L197 28L198 34L203 33V36H207L208 38L210 37V38H209L210 40H213V39L215 40L214 43H213V41H210V40H208V39H205V40L210 41V43L212 42L214 45H216V47L212 48V47H210V46L208 45V44H210L209 42L203 41L204 38H207V37H204V38L200 39L199 37H203V36H200V35H202V34L198 35V39L201 40V41H203V44H204L203 47H204L205 44H206V47L209 46L208 48H212L213 50L216 48V50H215L216 52L213 51V53H215V54H214L215 57L217 56L216 54L219 53V52L222 50L221 52H223V53L220 52L219 54H221V57L224 58V62H223V61L221 62V60H223V59H220L221 57L218 55V56L220 57V58H219L220 60H218L217 62H216V58H217V57H216L215 60H213V59H211V60H210V59H209V60H208V59L205 60L207 66H206V64H205V65H202V69H203V70H205L204 67H206V68L208 67V68L206 69V71H207V70H208L209 72L211 71V76H212V71H213L214 69H215V70L213 71V72H214V73H213V76H214V74L217 76V74L219 75V74L223 73V75H220V76H218L217 78H216V76H215V78L212 77V78H214V81H215V82H214V83H213V82L211 83V84L214 85V86L212 85L213 88H214V87H218V85H220L221 87H223V88H220L223 92H222L221 90H219V91L216 92V90H218L219 87H218L217 89L215 88L216 90L213 89V88H212V90L209 89L210 91L207 90V89L209 88L208 85H210V84H209L210 82H207V80H206V81H202L203 83L200 82V83H202V84H200V83L198 82V79H196L197 82H198V83L196 82V83H197V84H196V89L194 88V87H195L194 84H191L192 86H189L190 84H189V83H188V84L186 83V84L189 86V88L191 87L190 89L188 88V86L186 87L185 85H183V86L181 85L182 87L185 86V89H186V88L188 89V91H187V89H186V91H187L188 93H185V91H184V92L182 91L184 88L181 89V87H180V89H179V86H180V85H179L178 83L175 84V85H179V86H178L179 91L181 90V91L183 92V94H185L188 98H187L185 95H183L181 91H180V95L182 94V96H185V97L180 96V98H179V96H178L179 94H178V93L176 94V93L173 91V93H175V94H173V93H172V94H173L174 96L177 95L178 97H177V99H175V98H176V97H175V98H174L175 100L173 99L174 101H173V100H172V101L175 102V101L177 100V101H176L177 104H179L178 100L180 101V103L183 101L182 104H183L185 110H184V108H183L182 110H184L185 112H187L188 114H187V113H185V114H187V115H189V116H187V115H185V114H183V113H182V114H183V116H184V115L186 116L185 118H187V117L189 118V117H190V119H191L192 121H194L193 119H196V117L199 118V117L201 116V113H202V112H201V113H199V112L202 111V110H201L200 108H202L203 111L205 110L206 105H205V107L203 108V107H202V106H203L202 104H204L205 101H206L207 99H206V100L203 99V96L206 98V97H210L211 94H212V95H211V100H210V102H211L212 99H213V100L215 101V104H216V103H217V104L214 105V102H211V103H213V105H214V106H211V105H209L210 102H207V103H208V106H209V107L211 106L212 108H213V107H214V108L216 107V109H218L219 106L221 105L220 103H222V105H223V103H224V105H223V108H224V109H223V110H226V111H227V109H228L227 107H229V106H225V104H228L227 102L230 101V103H229V105H230V104H231V100L234 101V99H235V102L232 101V103H238V102L240 103V102H241V104H242V102H243V101H241V99L244 100V101H246V102H247V101H248V102L251 101L253 104H257V103H254V101H256V102L259 101L258 104H260V103H261V102H260V99H262V100H261V101H262V104H264V101H263V98H264V95H263V94H264V93L262 92L263 89H264V87H263V89H262V86L260 85L261 82H260V83H259V82H256V81L253 80V78H252V79H251V78L249 79V77H248V79L246 78V77H247L246 75H247L248 69H249V72H248V73L250 74V68H251V67H249V68L247 69V71H246V69H245L246 67H243V66H242V65H244V64L246 65V61H244V62H245L244 64L240 62L241 59L244 60V59L242 58V56H243L242 54H244L243 57L247 59V58L249 57V55L255 54V53H253V52H256V51H257V52H258V51L261 52V51H260V48H261V50H262V53H264V49H262V48H264V46H262V45H264V36H263L264 34H262V32L264 33V30H261V31H260V30H258L259 27L254 28V27H253L254 25H252V21L254 20L255 23H256L255 25L258 26V24H260V25H259V26L261 27L260 29H262V26L264 27V24H262V26H261V23H262L261 21H263V19H264V13H263V12H264V5H262L263 2H264V0H258V1H257V0H253V1H252V0H238V1H237V0H234V1L232 2V5H231V6H230V4H231ZM239 1H242L243 3H242V2H239ZM256 1H257L260 5H259ZM187 3L185 4L186 6H183V5H182V8H183V7L185 8V10H184V8H183L182 10L187 11V10H188V6H191L190 8H192V5H189V4H187ZM196 3H197V4H196ZM252 3H254V4H252ZM183 4H184V3H183ZM190 4H191V3H190ZM202 4H203V5H202ZM236 4H237L238 6H237ZM257 4H258L259 6H258ZM233 5H234V6H233ZM251 5H252V6H251ZM221 6H222V7H221ZM249 6H251L253 9H258V10L260 9V10H261V13H263V14L261 15V16H263V19H262V17L260 16L261 13L259 14V16H260L259 18H258L257 15H252V14H250V13L253 12V10H252V12H250L251 10H249V9H251V7H249ZM254 6H256V7L258 6V8L254 7ZM261 6H263V8H261ZM186 7H187V8H186ZM231 7H232V8H231ZM234 7H235V8H234ZM236 7H239V8H236ZM240 7H241L243 10H242ZM174 8L177 9V7H174ZM175 9H174L173 11L176 13ZM197 9H198V10H197ZM216 9H218L219 11L216 10ZM232 9H233V10H232ZM235 9H237V10L235 11ZM238 9H239V10H238ZM247 9H248V10H247ZM178 10H179V7H178ZM225 10H226V11H225ZM258 10H256V11H258ZM173 11H171V12H173ZM205 11H206V12H205ZM216 11H218V12H216ZM222 11H223V12H222ZM233 11H234V12H233ZM179 12H180V11H179ZM188 12H189V11H188ZM200 12H201V13H200ZM219 12H220V13H219ZM239 12H240V13H239ZM205 13H206V14H207V13H211V14H210V15H208V14L205 15ZM214 13H213V14H214ZM256 13H257V12H256ZM256 13L253 12V14H256ZM258 13H259V11H258ZM258 13H257V14H258ZM171 14H174V13H171ZM187 14H188V13H187ZM189 14H190V13H189ZM213 14H212V15H213ZM224 14H225V15H224ZM229 14H230V15H229ZM239 14H240V15H239ZM244 14H245V15H244ZM177 15L180 16L179 13H177L176 16H177ZM248 15H252V17H250V16H248ZM174 16H175V14H174ZM174 16H173V17H174ZM203 16H207V18H204V19H203ZM208 16H209V17H208ZM219 16H217V17L219 18ZM247 16H248V17H247ZM253 16H257L256 18H258V20H259V19H262V20H259L260 22L258 23L257 20H255V17H253ZM214 17H215V18H214ZM234 17H235V18H234ZM237 17H238V18H237ZM245 17H246V18H245ZM240 18H241V20H240ZM243 18H245L246 20L243 19ZM248 18H249V19H248ZM253 18H254V19H253ZM209 19H211V18H209ZM229 19H230L231 21H230ZM251 19H252V20H251ZM243 20H244V21H243ZM222 21H223V23H222ZM249 21H251V23H250ZM254 21H253V22H254ZM214 22H215V23H214ZM228 22H229V24H230V22H231V25H228ZM246 22H247V23H246ZM203 23H204V22H203ZM243 23H244L245 26L243 25ZM245 23H246L247 25H246ZM263 23H264V22H263ZM201 24H202V21H201ZM201 24H200V25H201ZM210 24L213 25V27L210 26ZM195 25H196L197 27H195ZM200 25H199V26H200ZM214 25H216V27H215ZM222 25H226V26L228 25V26L226 27V26H222ZM251 25H252V26H251ZM249 26H250V27H249ZM192 27H191V29L189 28V30H192ZM221 27H222L223 29H222ZM248 27H249V29H250V28H253L254 30H251V29H250V30H251V31H250L249 29H247ZM255 27H256V26H255ZM235 28H236V27H235ZM243 28H245V31H246V32L243 31V30H244ZM194 29L192 30L193 32L196 30V29H195V30H194ZM239 29H241L242 31H240ZM189 30H188V32H189ZM234 30H235V32H236V29H234ZM234 30H233V31H234ZM247 30H249L248 32L250 33V36H249L250 38L248 37L249 34H248ZM192 31H190V33H189V34H190V37L188 36L189 38L187 37V34H188V33H186L187 31L184 32L185 35H186V37L188 38V40L191 39L189 42H192L194 39H197V35H195V34L197 33V31L194 32V33H195L194 35H195L196 38H193V37L191 36V34L193 35V32H192ZM252 31H253V34H251ZM191 32H192V33H191ZM199 32H200V33H199ZM241 32H242V33H241ZM244 32L246 33L245 36H247L248 39H246L247 37L244 38V35H242V37H241V36L238 34V33L243 34ZM254 32H255V33H254ZM184 33H183V34H184ZM232 33H233V34H232ZM245 33H244V34H245ZM225 34H226V35H225ZM247 34H248V35H247ZM255 34H256V35H255ZM219 35H221V34H220V31H219L218 36H219ZM222 35H221V36H222ZM238 35L240 36V38H239ZM252 35H253V36H252ZM257 35H258V36H257ZM254 36H255V37H254ZM260 36H261V37H260ZM192 38H193V39H192ZM211 38H213V39H211ZM216 38L218 39L217 36H216ZM220 38H222V37H220ZM220 38H219V39H220ZM257 38H258V39H257ZM260 38H261V39H260ZM198 39L196 40L197 43H196V41L194 40L195 42L193 41L194 44L192 43V45L199 44L200 41H198ZM219 39H218L217 41H219ZM262 39H263V40H262ZM225 40H226V39H225ZM227 40H226V41H227ZM229 40H228V41H229ZM233 40H234V43H233ZM249 40L251 41L250 43H249ZM247 41H248V42H247ZM198 42H199V43H198ZM205 42H206V43H205ZM224 42H225V41H224ZM229 42H230V41H229ZM253 42H254V43H253ZM195 43H196V44H195ZM232 43H233V44H232ZM190 44H191V43H190ZM213 44H212V45H213ZM221 44H222V45H221ZM228 44H231V45H228ZM235 44H236V45H235ZM247 44H248V45H247ZM260 44H261V45H260ZM200 45H201V44H200ZM210 45H211V44H210ZM214 45H213V46H214ZM219 45H218V46H219ZM252 45H253V46H252ZM225 46H226L227 48H226ZM234 46H235L236 48H235ZM223 47L226 49V51H223V50H225ZM238 47L240 48L239 51H238V49H239ZM249 47H250V49H248ZM259 47H260V48H259ZM208 48H207V49H208ZM221 48H223V49H221ZM220 49H221V50H220ZM232 49H233V50H232ZM245 49H246V50H245ZM209 50H210V49H208V50L206 51L205 54H207V53L209 52ZM249 50H251V51H249ZM211 51H212V50H210V52H211ZM243 51H245V52H243ZM252 51H253V52H252ZM180 52H181V51H180ZM210 52H209L208 54H210ZM225 52H226V53H225ZM246 52L248 53V57H245V56H247V53H246ZM257 52H256V55H257V54H261V53H257ZM182 53H185V51H184V52L182 51ZM186 53H187V52H186ZM250 53H251V54H250ZM222 54H223V55H222ZM224 54H225V55H224ZM245 54H246V55H245ZM182 55H183V54H182ZM212 55H213V54H212ZM212 55H211V56H212ZM214 55H213V56H214ZM227 55H228V56H227ZM190 56H191V55H190ZM190 56H187V55L184 56V57H189V58H186V62H187V59H189V60H188V63H189V64H190ZM207 56H208V55H206V57H205V56H203V57H204V58H208ZM209 56H210V55H209ZM253 56H255V55H253ZM257 56H259V55H257ZM200 57H201V56H198V55H197V57L194 56V58L191 57V64H192V65H191V64H190V65H191V66L194 65V67H192V68L188 67V69L190 68L189 70H187L186 67H185V68L183 67L184 69H182V68L177 69V68H176V69H174V70H176V71L187 70L185 74H187V75L192 74L193 76H195V72H197L196 70L198 69V72H199V69H200V67H201V66H200L201 64L198 63V62L201 61V59H202L203 57H202V58H200ZM226 57H227V58H226ZM231 57H232V58H231ZM233 57H234V58H233ZM261 57H263V55H261ZM180 58H181V55L178 57V59H180ZM182 58H183V57H182ZM192 58H193V60H195V58H196V59H198V58L200 59V60H195V61H198L197 63H198V65L200 66L199 68H197V67H198L197 63H195V64L197 65V67L195 66V64H194L193 61H192ZM209 58H210V57H209ZM211 58H212V57H211ZM213 58H214V57H213ZM238 58H239V59H238ZM183 59H184V62H185V58H183ZM229 59H230V60H229ZM234 59H237V60H234ZM246 59H245V60H246ZM180 60H181V59H180ZM202 60H204V59H202ZM228 60H229V63H231V64L226 65L225 63H228ZM232 60H233V63L239 62V63L242 64V65H241V64H239V65H241V66L243 67V68H242L243 71H244V70L246 71V72L242 73V74H244V77L246 76V77H245L246 79L243 78L242 75H241V77H242L243 79H245V82H243L244 80L242 81V79H241V77H240V73L243 72V71H241V69H240V73H239V70H238L241 66H240V67H239L238 65L234 66V64H232ZM238 60H239V61H238ZM178 61H179V60H178ZM195 61H194V62H195ZM212 61H213V63H212ZM226 61H227V62H226ZM181 62H183V61H181ZM181 62H180V63H181ZM202 62L205 63L204 61H202ZM202 62H201V63H202ZM207 62H208V63H207ZM215 62H216V63H215ZM220 62H221V63H220ZM149 63H150V62H149ZM150 64H151V63H150ZM160 64H161V62H159V66H161ZM162 64H163V63H162ZM213 64H214V65H213ZM232 65H233V66H232ZM247 65H248V64H247ZM228 66H230V67H228ZM237 66H238V67H237ZM249 66H250V65H249ZM224 67H225V69H224ZM226 67L229 68L230 70H231L232 68H234V69H232L233 71L231 70V71H232V74L234 73V71H235V73H237V72L239 73V75H238V73L236 74V75L238 76V78H239V81H238V79H237L238 82H240V79H241V81L244 83V85H246V84L249 83V80H251V83H249L248 86L251 84L250 87H252V86H253L252 82L254 81V82H255L254 84H256V83L258 84V83H259L258 87H256L257 84L255 85V87L259 89V87L261 86L260 89H262V90L259 91V90L256 89L254 86H253L254 89L252 88V90H251V88H250V90H249V89H248L249 87H248V88L245 87V89H246V88L248 89V90H246L247 92H248V91H249L250 93L253 92L252 94H250L249 92L247 93V92L245 91V89H244V85H243V84H242V86H241V87H243V88H241V87H240V84L237 82V83H238L237 85L241 88V90H240V88H238V86L235 85V84L233 83V82H235L236 80L234 79V80H235V81H234V80L232 79V77H231V78L229 77V75H230L231 73H230V70H229V69L226 71V69H227ZM236 67H237V69L235 70ZM163 68H164V67H161V70H163ZM165 69H167V71H166ZM191 69H196L194 72H193V70H192V72H193L194 74H193L192 72H191L190 74H188L189 71H190ZM202 69H201V71H202ZM210 69H211V70H210ZM127 70H128V69H127ZM237 70H238V71H237ZM125 71H126V70H125ZM164 71H166V72H169V71H171V72H176V71H172V69H169V68H167V67L164 68ZM164 71H163V73H164ZM201 71H200V72H201ZM208 71H207V72H208ZM220 71H221V72H220ZM224 71H225L226 73H225ZM128 72L130 73L129 70L127 71V74L125 73V74L127 75V77L124 78L125 81H123L122 79H119V84H122V83H123V85L126 84V80H128V79H129L128 77L130 76ZM209 72H208L207 74L210 75ZM216 72H217V73H216ZM201 73H204V76H205V77H208V76H209V75L205 74V71H203V72H201ZM235 73H234V74H235ZM245 73H246V74H245ZM179 74L181 75V73H178V75H177V72H176V74L173 73V75H175V77H176V75L179 76ZM182 74L184 75V72H183ZM226 74H227V75L229 74L227 78L225 77ZM249 74H248V76H249ZM128 75H129V76H128ZM187 75H186V77H187ZM192 75H191V76H192ZM196 75H197V73H196ZM200 75H203V74H200V73H199V76H200ZM206 75H207V76H206ZM227 75H226V76H227ZM236 75H235V77L237 78ZM123 76H124V75H123ZM121 77H122V76H121ZM181 77H183V76H181ZM196 77H197V76H196ZM196 77H193V78H196ZM221 77H222V80H220ZM235 77H234V78H235ZM167 78H168V77H167ZM172 78H174V77H172ZM172 78H170V79L173 80L172 82H174V80H175L176 78H178V77H176L175 79H172ZM198 78H199V80H200L201 76L198 77ZM202 78H203V76H202ZM202 78H201V79H202ZM208 78H209V77H208ZM218 78H220V79H218ZM225 78H226V79H225ZM229 78H230V79H229ZM147 79H148V80H151L152 82H154V81H153L154 79L152 80V78H151V79L147 78ZM189 79H190V82H191V79H192V78L190 77ZM189 79H186L185 82H187ZM216 79H217V81L219 82V84H217L218 82L216 81ZM228 79H229L230 81H232L231 83H232L233 86H235L234 89H236V90L231 89V88H232V87H231V86H232L231 83H230L231 86L228 85V84H227V85L223 84V83H227ZM120 80H121V81H120ZM130 80H131V79H130ZM167 80H168V82L170 81L169 79H167ZM192 80H193V79H192ZM196 80H195V81H196ZM202 80H203V79H202ZM204 80H205V79H204ZM223 80H224L225 82H223ZM226 80H227V81H226ZM122 81H123V82H122ZM128 81H129V80H128ZM128 81H127V82H128ZM176 81H177V79L175 80V82H176ZM193 81H194V80H193ZM208 81H211V80L208 79ZM120 82H121V83H120ZM132 82H133V80L131 81V83L129 82V85L132 84ZM152 82H151V84H152ZM206 82H207L208 85H204V83L206 84ZM222 82H223V83H222ZM247 82H248V83H247ZM124 83H125V84H124ZM228 83H229V81H228ZM127 84H128V83H127ZM138 84H139V83H138ZM138 84H137V85H138ZM173 84H174V83H173ZM173 84L171 83V85H173ZM184 84H185V83H184ZM198 84H200V85H198ZM215 84H216V86H215ZM33 85H34V84H33ZM33 85H32V86H33ZM139 85H140V86H143L144 84H143V85L139 84ZM139 85H138V86H139ZM145 85H149L147 81H146V84H145ZM197 85H198V88H199V89H200L199 86H201V88L203 89V86H202V85H204V89L202 90L203 92L200 91L201 89L199 90V91L201 92V94H200L199 91H198V93L196 92V91L198 90ZM263 85H264V84H263ZM140 86H139L138 88H141ZM168 86H169V89H170V87L173 88V86H170L169 84H168ZM193 86H194V87H193ZM206 86H207L208 88H205ZM210 86H211V85H210ZM226 86H227V87H226ZM148 87H150V89H151L152 85H150V86H148ZM148 87H147V88L144 87L145 89H144L143 87H142V88H143L144 90H148ZM225 87H226V88H225ZM175 88L177 89V87H174V90H176ZM192 88L195 89L196 91L193 90L194 92H193V91L190 92V90H192ZM210 88H211V87H210ZM34 89H35V88H34ZM143 89H141V90L144 91ZM150 89H149V90H150ZM178 89L176 90V92L178 91ZM225 89H226V90H225ZM227 89H228V90L231 89L232 91L230 90L231 92H229ZM32 90H33V88L31 89V91H32ZM127 90H128V87H127ZM138 90H139V89H138ZM172 90H173V89H172ZM204 90H205V91H208V92H207V93H206V92L204 93ZM224 90H225V91H228L229 93H232V92H234V93L231 94V97H229L230 94H228V92L225 93ZM237 90H238V91H237ZM31 91H30V93H31ZM33 91H35V90H33ZM33 91H32V93L36 94V93L33 92ZM98 91H99V90H98ZM129 91H130V90H129ZM167 91H168V90H167ZM169 91H170V90H169ZM169 91H168V92H169ZM213 91H214V92H213ZM236 91H237V92L241 91V93L239 92V93H238L239 95H238V94L236 93ZM121 92H122V90L119 92V94H120ZM124 92H125V90H124ZM127 92H128V91H127ZM127 92H125V94H126ZM131 92H132V91H130V93H131ZM144 92H146V91H144ZM147 92H148V91H147ZM171 92H172V91H171ZM171 92H169L170 94L168 93L169 96L172 95ZM218 92H219V93H218ZM220 92H221L222 95L225 94V95H228V96H225V95L222 96V95L220 94ZM242 92H244V93H242ZM130 93H129V94H130ZM133 93H135V92L133 91ZM133 93H132V94H133ZM193 93H194V94H193ZM202 93H203V94H202ZM215 93H216V94L218 93V94H217L218 96H217ZM235 93H236V94H235ZM246 93H247V95L249 94V96L245 95ZM260 93H262V94H260ZM44 94H45V93H44ZM47 94H48V95H47ZM119 94L117 93V95H119ZM121 94H123V92H122ZM121 94H120V95H121ZM129 94H128V96L131 95V94H130V95H129ZM168 94H167V95H168ZM196 94H197V95H196ZM199 94H200V95H199ZM240 94H241V95L244 94V95H243L244 97H242V96L240 97ZM256 94H258L259 96L256 95ZM30 95H32V94H30ZM36 95H37V94H36ZM36 95H35V97H36ZM42 95H43V94H42ZM45 95H46L47 99L49 98L48 96H51V95H49V93H46ZM45 95H44V97H41L44 101H46V100H45V99H46V98H45ZM120 95H119V98H120ZM126 95H127V94H126ZM126 95H124V96H125L124 98H125V99H126V98H129L128 96L126 97ZM135 95H136V93H135ZM135 95L133 94L132 96H130V98H131V97L133 98ZM173 95H172V96H173ZM219 95H221V96H219ZM233 95H234V96H233ZM235 95H236V96H235ZM254 95H255V96H254ZM26 96H27V95H26ZM33 96H34V95H32V98H33ZM115 96H116V95H115ZM174 96H173V97H174ZM189 96H190V99H189ZM197 96H198V97H197ZM199 96L202 98V102L205 100L204 103H202V102H201L202 104L199 103V102L201 101V100H200L201 98H200ZM28 97H31V96H28ZM35 97H34V98H35ZM117 97H118V96H117ZM117 97H115V98H117ZM121 97L123 98V95H122ZM137 97H138V96H137ZM173 97H171V98H173ZM213 97H214V98H213ZM223 97H224V98H223ZM226 97H228V98L226 99ZM235 97H238L240 101L238 100V98H235ZM246 97H247V98H246ZM248 97H249V98H248ZM250 97H251V98H250ZM252 97L257 98V100H256L255 98L252 99ZM260 97H261V98H260ZM32 98H31V99H32ZM38 98L40 99V96H39ZM38 98L36 97L35 99H37V102L40 103L39 100H38ZM44 98H45V99H44ZM119 98H117V99H119ZM124 98H123V100H122L121 98H120L119 100H121V102H122V101L125 100ZM132 98H131V99H132ZM135 98H136V96H135ZM181 98H182V99H181ZM193 98H194L195 100H194ZM215 98H217L218 101H220V102H217ZM230 98H231V99H230ZM240 98H241V99H240ZM258 98H260V99H258ZM29 99H30V98H29ZM35 99H32V100L35 101ZM42 99H40V100H42ZM133 99H134V98H133ZM184 99H185V100H184ZM191 99H192V100H191ZM208 99H210V98H208ZM246 99H247V100H246ZM248 99H249V100H248ZM112 100H113V99H112ZM169 100H171V99H169ZM188 100H189V101H188ZM198 100H199V101H198ZM44 101H42V102H44ZM113 101H114V100H113ZM113 101L110 102L111 105H112L114 102H115V103H117V102L119 103V101L116 100V99H115L114 102H113ZM125 101H126V103H127L128 100H125ZM130 101H131V100H130ZM130 101H128V102H130ZM137 101H138V100H137ZM187 101H188V102H187ZM191 101H192V102H191ZM193 101H194L195 104L193 103ZM197 101H198L199 105H201L200 107H197V106H198ZM208 101H209V100H208ZM223 101H224V102H223ZM226 101H227V102H226ZM107 102H108V104H107V103H105V104H106V106H109V100H108ZM121 102H120V103H121ZM132 102H133V100L131 101L130 105H132ZM139 102H140V101H139ZM168 102H169V101H168ZM168 102H166V105H167ZM173 102H172V103H173ZM189 102H191V103H189ZM248 102H247V103H248ZM16 103H18L17 105H19V104H20V101L18 100V102H16ZM34 103H35V102H34ZM118 103H117V104H118ZM123 103H124V102H123ZM123 103L118 104V105L122 106ZM126 103H125V104H126ZM145 103H146V102H143V105H146V104H147V103H146V104H145ZM150 103H151V102H149L148 104H150ZM169 103H170V102H169ZM207 103H206V104H207ZM211 103H210V104H211ZM247 103L245 104V102H244L243 105H244V106H246V105L248 106L249 104H247ZM252 103H250V105H251ZM32 104H33V102H32ZM117 104H114V105H116V107H117V106H118ZM127 104H128V103H127ZM141 104H142V103H141ZM141 104L139 103V104H137V106H138V105L141 106ZM148 104H147V105H148ZM151 104H153V103H151ZM177 104H176V103H173V104H171V105H173V107H174L175 109H176L177 106L180 107V106L182 105V104H179V105H177ZM186 104H187L188 106H187ZM218 104H219V105H218ZM111 105H110V108H114V106L112 107ZM147 105H146V106H147ZM168 105H169V104H168ZM168 105H167V106H168ZM175 105H176V106H175ZM192 105H193V106H192ZM222 105H221V106H222ZM250 105H249V106H250ZM8 106H9V105H8ZM8 106H7V105H6V106H5V105L3 106V107H5V109H7V112H6L7 114H6L5 112H4V115H3V112L0 114L1 117H2V119H4L5 116L7 115V116H6V119H7L6 121H7V122L12 120V117H8V114H9L8 111H10V113H11V110H9V109H11V108H9ZM92 106H93V105H92ZM92 106H91L92 110H94V111L99 110L98 108H97V110H96V108H95L94 106H93V107H92ZM124 106L126 107L127 105H124V104H123V107H120L121 110L124 109ZM133 106H134V105H133ZM137 106L135 105L134 107H131V109H134V110H135V107H137ZM153 106H154V104L151 105L150 108H153ZM183 106H182V107H183ZM186 106H187V107H186ZM208 106H207V109H209V110L206 111V112H207V115H206V112H205V113H202L203 118H206V119H207V116H209V118L211 117V116H210V115H211L210 112L212 111V110H210V108H209ZM217 106H218V108H217ZM221 106H220V107H221ZM259 106H261L259 110L262 112V109H263V112H264V108H263L262 105H257V111H258V107H259ZM0 107H1V106H0ZM3 107H2V108H3ZM10 107H11V106H10ZM46 107H47V106H46ZM96 107H97V105H96ZM98 107H99V106H98ZM101 107H104V106H101V105H100L99 108H100L101 110H103V109L105 108V107H104V108H101ZM127 107H128V106H127ZM127 107H126V109H128ZM129 107H130V106H129ZM144 107H145V106H144ZM148 107H149V106H148ZM171 107H172V106H171ZM179 107H178V108H179ZM195 107H197V108H195ZM225 107H226V109H225ZM2 108H1V109H2ZM93 108H95V109H93ZM106 108H107V107H106ZM108 108H109V107H108ZM154 108H155V107H154ZM169 108H170V105H169ZM178 108H177V109H178ZM221 108H222V107H221ZM1 109H0V110H1ZM5 109H4V111H5ZM115 109H116V108H115ZM131 109L129 110V114H130V112H131ZM138 109H139V108H138ZM138 109L136 108V111H137ZM140 109H142V107H141ZM166 109H167V108H166ZM175 109L172 108V113H173V111H174ZM177 109H176V110H177ZM196 109H199L200 111H199V110H196ZM219 109H220V108H219ZM219 109H218V111H219ZM13 110H15V108H14ZM92 110L90 109V111H92ZM155 110H156V109H155ZM176 110H175V111H176ZM180 110H181V108H180ZM2 111H3V110H2ZM94 111H93V112H94ZM99 111H100V110H99ZM126 111L128 112V110H126ZM126 111H124V113H125ZM132 111H133V110H132ZM136 111H135L134 113L132 112L131 115H132V114L134 115L135 113H136V115H137L138 112H136ZM150 111H151V110H149L148 112H150ZM152 111H153V112H152ZM152 111H151L152 114L155 113L154 109H152ZM168 111H169V109L167 110V112H168ZM170 111H171V110H170ZM170 111H169V112H170ZM196 111H197V112H196ZM208 111H209L210 114H208ZM220 111H222V109H221ZM257 111H256V112H257ZM0 112H1V111H0ZM148 112H147V113H148ZM151 112H150V113H151ZM165 112H166V111H165ZM165 112H164V113H165ZM169 112H168V113H169ZM178 112L181 114V112L179 111V109H178ZM178 112H177V113L175 112V116H176V114L178 115ZM195 112H196V113H195ZM222 112H224V111H222ZM261 112H257L256 115L259 114V113H260L261 115H262V114L264 115V113H263V112L261 113ZM141 113H142V112H141V110H140V113H139L138 115H141ZM150 113H148V114H150ZM193 113H194V114H193ZM197 113H198V114H197ZM212 113H213V111H212ZM224 113H225V112H224ZM5 114H6V115H5ZM127 114H128V113H127ZM127 114H126V115H127ZM165 114H166L165 116H166L167 118L171 117V115H172L171 118H174L175 120L172 119V121H171V119L169 118L170 121H171V122H170L169 119H167V118L164 117V116H162V117H158V116H156V117L159 118V119L157 118V120H161V119L164 117V118H163V120L165 119V122H164V123H169V125L167 124V126H169V129H171V127H170V123L172 124V125H171L172 128H174L175 125H176L175 123H177V124L179 123V122H178L179 119H177V117L175 118V116H174L173 114H171V113H170L171 115H170L169 117L167 116V115H169V114H167V113H165ZM182 114H181V115H182ZM195 114H197L198 116H196L195 118H193ZM260 114H259V115H260ZM12 115H13V118L16 120V122L13 121L14 119H13L12 121L15 122V123H19V122H18V116L15 114V115L17 116V117L15 116V117L17 118V119H16V118L14 117V113H12L11 116H12ZM78 115H79V114H78ZM138 115H137V116H138ZM143 115H145V116L148 117V118L145 117V119H146L145 121H146V122H144V120H143V118H144ZM150 115H151V114H150ZM154 115H155V114H154ZM181 115H180V118H181V117L183 118V116H181ZM259 115H257V116H259ZM261 115H260V117H261V120H262V119H264V118L262 117L263 115H262V116H261ZM3 116H4V117H3ZM9 116H10V114H9ZM73 116H74V115H72L71 117H73ZM137 116L134 115L133 118H134V119H137V118H138ZM142 116H143V117H142ZM152 116H153V115H152ZM152 116L146 115V113H145V114H142V115L140 116L141 118H138V119H141V121H143L144 124L146 123L145 125L147 126V124L150 125V123L147 122V120L149 121V119H150ZM173 116H174V117H173ZM178 116H179V115H178ZM191 116H192V117H191ZM204 116H206V117H204ZM257 116H252V117H257ZM75 117L78 118V116H75ZM128 117L130 118V116L127 115V118H128ZM135 117H137V118H135ZM154 117H155V116H154ZM154 117H153L154 122H156V121H155L156 119H155ZM39 118H40V117H39ZM39 118H38V119H39ZM77 118H75V120H76ZM79 118H81V117H79ZM79 118H78V119H79ZM133 118H132V116H131V119H133ZM178 118H179V117H178ZM185 118H183V119H184V121L186 122V120H187L188 118H187L186 120H185ZM192 118H193V119H192ZM198 118H197V119H198ZM200 118H201V117H200ZM203 118H202V120H201L200 123H203V122L206 123V121H203ZM209 118H208V119H209ZM211 118L214 119L213 116H212ZM211 118H210V120H211ZM249 118H251V117H249ZM249 118L246 119L245 123H247V121H248V123L251 122V125H256V126H253V127L250 125V127L252 128V129H251V128H250V129H251L252 132L254 131L253 134L256 135V136H254V137H257V138L254 139V140H257V141H254L252 138H251V139L254 141V143L251 144V142H253L252 140H251L250 142L246 141L247 138H248L247 134H248V133L250 134L251 131H250V129L248 128L249 126L246 124V125L248 126V127H246V126H245V123H244L243 125L246 127V132H248V133H247V134L245 133L247 137H246V140H245V138H244L243 143H244V141H246V143L248 142L247 144L249 145L250 148L252 147V146H250V144H251V145H255L254 148H255L256 146H259L258 144H262V146H261V145H260V146H261V147H264V146H263V145H264V142H263L264 139L262 140L261 137H260V135H259V134L264 135V132H263V131H264V122H263V121H264V120H262V122H260L261 124L263 123V125H260V126H259V125H258L259 123L257 122V121L260 119L259 117H258V120H256V118H255L254 121L251 119L253 122L256 121V123H258V124H256V123L252 124V121L249 122ZM8 119H11V120H8ZM21 119L23 120L24 118H20V117H19V121H20ZM71 119H73V118H71ZM78 119H77V120H78ZM151 119H152V118H151ZM153 119H152V121H153ZM166 119H167V120H166ZM176 119H177V120H176ZM183 119H180V123H181V121H183ZM190 119H189V120H190ZM197 119H196V120H197ZM208 119H207V120H208ZM4 120H5V119H4ZM27 120H28V121H27ZM27 120H26V122H25V119H24V122H25L26 125L28 124L27 122H29V119H27ZM73 120H74V119H73ZM75 120H74V121H75ZM77 120H76V122H77ZM125 120H128V119L125 118ZM163 120H162V121H163ZM199 120H200V119H199ZM199 120H198V122H199ZM220 120L222 121V119H219V121H220ZM225 120H228V119L225 118ZM261 120H259V121H261ZM12 121H11V122H12ZM79 121H81V119H79L78 122H79ZM87 121H88V123L84 121V124H85L86 127H87V125L89 126V122H91V123L94 122V123H95L94 119H92V121H89V120H87ZM101 121H102V120H100V122H101ZM137 121L140 122V120H137ZM150 121H151V120H150ZM167 121H169V122H167ZM176 121H177V122H176ZM192 121H188V120H187V122H188V124H189V125H187L188 127L191 126V125H190V122H191V124H194V123H192ZM202 121H203V122H202ZM20 122H21V121H20ZM24 122H22V123L24 124ZM35 122H36V124H35L34 122H33V123H29V124H30V125H28L29 127L26 126L25 124H24V125L22 124V125H23V126H26L27 131L29 130V128H30V130L32 131V127H33V129L36 128L37 121L35 120ZM38 122H39L38 124H40V120H39ZM103 122H104V121H102L101 123L103 124ZM143 122H141V123H143ZM173 122H175V123H174V126H173ZM185 122H182L181 124H183V123H185ZM222 122H223V121H222ZM224 122H227V121H224ZM224 122H223V123H224ZM86 123H87V125H86ZM94 123H93V124H94ZM96 123H97V124L99 123L98 120H97ZM114 123H115V122H114ZM126 123H127V122H126ZM164 123H163V125H164ZM180 123H179V125H180ZM195 123H196V122H195ZM200 123H199V125H198L199 127H201V126L203 125V124L200 125ZM20 124H21V123H20ZM20 124H19V125H20ZM31 124H33V125L35 124V125L33 126V125H31ZM84 124H83V125H84ZM97 124H94L97 128H99V126L102 125V124H99V126H98ZM155 124H156V123H155ZM196 124H198V123H196ZM22 125H21V126H22ZM94 125H93V126H92V125L89 126L91 130H92V128L94 127ZM103 125H104V126H102L103 128L100 127V128H102V129H100V128H99V129H100L102 132L104 131L105 133H104V132L101 133V131L99 130V133H100V134L97 133V132H98L97 130H96L97 132L94 133L93 130H95L96 127H94V129L92 130V131H93V134H89L90 131H89V132L87 131L89 127H87V128L85 127V129H87V130H85L84 128L81 127V129H84V130L81 131V132H82V135H81V136L78 135L79 133L81 134L80 129H79V131H78L79 133H78V132L76 133V131H75L74 128L72 129L73 132H75L74 134H75V135H76V134L78 135V136H77L78 139H80V140H81V139H84V136H85V139H84V140H85V141L87 140V141L89 142V144H92V143L96 144V145H94V144L89 145V144H86V143L84 144V143H83V144L85 145V146H84V145L81 143V144H82V147L84 146V147H83L84 149L87 148L86 150H84V149L82 148V149H83L82 152L80 151L81 148L78 149V151H80L81 153H84V155H83L84 158L87 157V155H86V157H85V154L90 155L89 153L93 152V151L95 150V148H97V147L101 148L102 146H104L103 148H105V144H103V145L101 144L102 142H104V141L102 140V139H103V136H102V135H104V134L106 135V133L109 134V133H112V132H114V131H113L112 129H110V127L112 128V125H109V124L107 125V123H106V125H107L106 127H107V128H105V124H103ZM131 125H132V124H130V126H131ZM133 125H135V124H133ZM133 125H132V126H133ZM156 125H157V124H156ZM160 125H161V126H160ZM160 125H157L158 127L153 128V126H154L153 123L151 124L150 127H145L144 125L141 124V126H144V127L146 128V131H147V130L149 131V132H147L146 134H145V133H143V134H145V135L150 134V133H151V132H150V131H151L150 128H151V129H153L152 132L157 131V135H158V134H159V131L156 130V129H157V128L159 129L160 127L163 126L161 121H160ZM21 126H19V127H21ZM31 126H32V127H31ZM91 126H92V127H91ZM108 126H109V129H108ZM127 126H128V125H127ZM139 126H140V125H139ZM141 126H140L139 128H142V129H143L144 127H141ZM176 126H178V125H176ZM194 126H195V129H192V127L194 128ZM203 126H204V125H203ZM34 127H35V128H34ZM128 127H129V126H128ZM135 127H136V125H135ZM164 127H166V126L164 125ZM184 127H186V124H184ZM196 127H197L196 125L191 126L190 128L192 129V131H191V129H189V128H185V131H186V129L189 130V131L187 130V131L189 132V134H187V135L185 134V133H187V132L181 131V130L179 129L180 133H182V134H181L182 138L184 137V135H183V133H184V134L186 135L185 137L190 136V137H189L190 140H191V136H192V139H194L193 137H195L194 140H196L195 142H197V138H196V136H194L193 134H192V135L190 134V132L192 133V132L194 131V132H198V135H199V131H197V129H198L199 127H197V129H196ZM24 128H25V127H24ZM26 128H25L24 130H26ZM129 128H133V127H129ZM147 128H148V129H147ZM167 128H168V127H167ZM182 128H183V127H182ZM202 128H203V127H202ZM253 128H254L255 130H254ZM21 129H23V127H21ZM154 129H155V130H154ZM174 129L176 130V129H178V127H177V128L175 127ZM183 129H184V128H183ZM72 130H71V131H72ZM106 130H107V131H106ZM108 130H109V131H108ZM126 130H127V129H126ZM143 130H144V129H143ZM161 130H164V129L161 128ZM172 130H173V129H172ZM198 130H200V128H199ZM238 130H241V129H238ZM247 130H248V131H247ZM8 131H9V130H8ZM83 131H87L88 134H89V136L92 135V136H90L91 138L88 137L89 139H87L86 137H87L88 134H86L87 132L84 133ZM92 131H91V132H92ZM129 131H130V130H129ZM140 131H141V129H140ZM167 131H168V129H167ZM241 131H243V130H241ZM257 131H258V132H257ZM259 131H260V132H259ZM142 132H145V131H142ZM142 132H141V133H142ZM168 132H169V131H168ZM173 132H174V131H173ZM194 132H193V133H194ZM236 132H237V133H236ZM236 132H235V134H237L236 136H239V134L241 135V137H242V136H243V137L245 136V134H242L241 132L238 134L239 131H236ZM244 132H245V131H244ZM244 132H243V133H244ZM83 133H84V136H83ZM139 133H140V132H138L136 135H139ZM169 133H170V135H171L172 131L169 132ZM72 134H73V133H72ZM94 134H95V135H94ZM101 134H102V135H101ZM143 134H140L139 136L141 137ZM154 134H155V133H154ZM154 134L151 133V135H149V136H145V135H144V136H145L146 139H147V138L150 137V136H151V137L156 136V134H155V135H154ZM11 135L13 136V134H11ZM24 135H25V134H24ZM97 135L100 136V138H101V141H102V142H100L101 145H100L99 142H98V141H100V139H99V137H98ZM128 135H130V133H128ZM128 135H126V137H127ZM134 135H135V134H134ZM152 135H153V136H152ZM195 135H196V134H195ZM258 135H259V139H260V141L262 140L263 143H261V142L258 140ZM15 136H16V134H15ZM15 136H13V137H15ZM19 136H20V134H19ZM21 136H22V135H21ZM101 136H102V137H101ZM144 136H143V137H144ZM176 136H179V135H176ZM176 136H175V137H176ZM199 136H200V135H199ZM199 136H198V139H199ZM79 137H81V138H79ZM82 137H83V138H82ZM94 137H95V138H94ZM126 137H125V138H126ZM135 137H136V136H134V138H135ZM140 137L137 136L135 139L137 140V138H140ZM175 137L172 138V139L174 140V141H173V142H174V145L176 144L177 146H180V145L185 141V139H186V138H185V139L183 140V139H178L179 137H178V138L176 137L177 140L180 141V142H182V140H183V142H182L181 144H179L180 142L178 143V141L175 139ZM243 137H242L241 139H239L240 136H239L238 139L236 138V141H235L234 144H237L236 142L239 141V140L242 141ZM249 137H253L252 133L249 135ZM130 138H133V137H130V136H129V138H127V139H128L127 141H129ZM134 138H133V139H134ZM262 138H263V136H262ZM90 139H91V140H90ZM133 139H132V140H133ZM135 139H134V140H135ZM140 139H143V138H140ZM144 139H145V138H144ZM146 139H145V140H146ZM150 139H151V138H150ZM169 139H170V138H169ZM172 139H170V141H171ZM200 139H201L200 141H202L203 138L200 137ZM248 139H249V138H248ZM23 140H24V138L22 139V142H23ZM25 140H28V139H25ZM96 140H97V141H96ZM130 140H131V139H130ZM138 140H139V139H138ZM145 140H141V141L144 142V145L149 144L150 141L147 142V140H149V139L146 140L147 143H145ZM175 140L177 141V143H175V142H176ZM249 140H250V139H249ZM81 141H82V140H81ZM170 141H168L169 143L166 144V147L170 145V147H168L169 149H170L171 146H172V144H170ZM188 141H189V140H188ZM200 141H199V142H200ZM203 141H204V140H203ZM258 141H259V142H258ZM24 142H25V141H24ZM27 142H28V141H27ZM88 142H87V143H88ZM91 142H92V143H91ZM106 142H108V141H105L104 143H106ZM143 142H142V144H143ZM185 142L187 143V140H186ZM190 142H191V141H190ZM190 142L187 143V145L192 146L193 144H195V142H192L193 144L190 145V144H191ZM256 142H258V143H256ZM108 143H109V142H108ZM135 143H136V142H135ZM203 143H204V144H203ZM203 143H202V142L199 143V144L201 145V147H202V145H203V146L206 145L205 142H203ZM239 143H240V141H239ZM249 143H250V144H249ZM255 143H256L257 145H256ZM136 144H137V143H136ZM183 144H184V143H183ZM183 144H182V145H183ZM196 144H197V143H196ZM240 144H241V143H240ZM240 144H238V146H241V148H242V147L244 148V144H245V143L243 144V146L240 145ZM247 144H246V149H247V151L249 150L248 152H251V153L254 154V153H256V152H255L256 149H257V152H258V151H261V150H260L261 148H259V147H256L255 149L252 147V148L254 149V152H253L252 149L250 150V149H248L249 147L247 148V146H248ZM87 145H89V146L87 147ZM97 145H100L101 147H100V146H97ZM137 145H139V144H137ZM182 145H181V146H182ZM187 145H186V146H187ZM197 145H198V144H197ZM91 146H92V147H91ZM96 146H97V147H96ZM181 146L179 147V149H180V148L182 149L183 146H182V147H181ZM184 146H185V144H184ZM195 146H196V145H195ZM195 146L193 145L192 148L195 147ZM234 146H235V147H233V144H232V148H234V149L236 148L237 152H234V153H233L232 151H234V149H231V150H232V151H231V150H229L230 147H228L227 151L224 150V151H225V154L228 153V150H229V154H233V155H231V157L234 156V157L232 158L233 160H232V163H231V162H227V161H231V159H230V158H231L230 155H227V156H229V157H226L228 160L226 161L225 165H226V164L229 165V163H230V165H232V164L235 163V162H236V164H237V161H238V162L240 161L239 163H240L241 165L246 164L245 161H242V159L244 158V156H242L243 158H242V157L239 158L240 160H239L237 157H235V154H236V153H237V154L240 153V151H241V154H243V153H242L243 150H240L241 148H237V147H236L237 145H234ZM93 147H94V148H93ZM163 147H164V146H163ZM163 147H162V148H163ZM166 147H165V149H167ZM205 147H206V146H205ZM205 147H204V150H205ZM103 148H101V149H103ZM177 148H178V147H177ZM183 148H184V147H183ZM192 148H191V149L185 148V149H187V151L190 150V151L192 152V154H193V153L195 154V152H193V151H198L199 149L203 150V149H202L203 147H202V148L198 147V150H197V149H196V150L194 149L193 151H192ZM195 148H197V147H195ZM206 148H208V147H206ZM243 148H242V149H243ZM258 148H259V149H258ZM97 149H98V148H97ZM97 149H96V150H97ZM169 149H167V150L169 151ZM171 149H173V148H171ZM171 149H170V151H171ZM179 149H178V150H179ZM262 149H264V148H262ZM96 150H95V151H96ZM130 150H133V149H130ZM178 150H177V152L179 153L180 151H178ZM204 150H203V151H204ZM206 150H207V152H208V151L210 152L209 149H206ZM206 150H205V151H206ZM238 150H240V151H238ZM78 151H76V152L78 153ZM145 151H146V150H145ZM170 151H169V153H170ZM190 151H189V153H190ZM199 151H200V150H199ZM199 151H198V153L196 152V154H197V157H198V154H199V156H200L201 159H202V157H204V153H205V154H208V153L204 152V153H203V156H201V155H200L201 151H200V152H199ZM102 152H103V151H102ZM129 152H130V154H129ZM131 152H132V151H126L125 153H123L124 155L127 154L128 157H127V155L124 157L123 154H122L121 156H118L119 154L116 155L118 159H117V158H113V156H115V155H113L112 157L109 156V157H107V158H105V157L102 156V155H101V157L98 156V157H99L98 160H100V158L102 159V161H100V163H98V164H97V162H96V161H98V160L95 159V157H96L97 155L94 156V159H91V160H93V161L96 160V161H94V162L96 163V164L94 165V168H95V166L98 167V165H101V166H100L101 170H100V168L98 167V168H99L98 172L100 171V172L98 173V172H96V170L94 171V169H93L94 174H95V172L97 173V174H96L97 176L95 175L96 180H94V181L92 180V181H91L92 184H90L91 182L88 181V182H89V183L87 182L88 186H87V184H84L85 187L87 186V189L84 188L85 190L83 189V191H82V188H83V187H81V188H79V190H78L79 192L82 191V194H84V192H85V193L87 192V193H89V194H90L91 192H93V194H94V192H95L96 194H94V195H95L94 200H95L97 197H98V199H99V197H100L99 195L103 194V196L101 195V197H102V198L104 197L102 200H103V202H106V203H105V206H106V208H107V207L110 205L109 203H110V201H111L113 198H115V200H116V199H119V198H118V197H119V194H121V191H120L119 189H123L122 192L125 191V189H126V191H125L124 193H122V195L124 194L123 197H122V195H121L122 199H121L120 201L118 200L119 202H121V201H123V202L125 201V202H126V203H125V202L123 203V205H122L123 207L120 206V204H122V202H121V203H118L117 200L115 201V200L113 199L115 202L112 200L115 204H116V202H117V204H118V205L116 204L117 206L115 205V206H116V209H117L118 206H120V208H118L119 210L122 208V211H121V210H120V211L118 210V211H119V212H118V211L115 210V208H114L115 206L112 207V209L114 208L113 210H114L115 216L112 214L114 217H117V216L119 217V215L125 214V213H124V212H125L124 209H125L127 206H128L127 208L129 209V206L132 205L131 202H133L134 199H135V201L138 200L137 203L140 202L142 198H141V199H138V198H137V200H136V196L139 197L141 191H140V190H138V191L135 190L136 187H135L134 184H132V183H134V182H132V181H130V182H132V183L129 182V184H132L133 187H132V185H129L128 182L126 181L127 184H123V185H122V183H121L120 186L118 187V191H120V193L117 191V188L114 189V191H113V190L111 189V187H108L107 185H105V184L108 182V179H107L105 176H107L108 174L105 175V176H103V177H102V176H98V174H102L101 171L105 170V168L107 167V165H108V167H109V165L112 166L111 168L113 169V166H114V165H112V163L115 162V163L117 164L118 162H116V159H117V161H119V160L121 159V160H124L125 163H124V162H123V163H124V165L127 164V165H125V166L128 167V168L126 169V167H125L124 165H120V162H119L118 165H117L118 167L114 166L115 172H117L118 175L114 172V170H113V173H112L110 170H108V171L111 172V173H109V176H110V174H113V175L110 176L109 181L112 182V181H113L114 179H116L117 177H119V176H120V177H124V176H126L127 174L129 175V176L127 175V178L129 179V178L131 177L130 179L132 180V176H130V175L133 173V170L136 168L135 163H137L138 161H141L142 159L144 160L146 154L144 155L143 158H141V157H142V154H139V153H138L141 157H140V160H137V159H139V157H137V156H138L137 154H135L136 156L134 155V157L132 156L136 151H133V153H131ZM140 152H141V151H140ZM143 152H144V151H143ZM173 152L175 153V155H173L174 153H172V151H171V153H172L171 155H173V156H176V154H178V153L176 152V147H175V149H173ZM185 152H186V150L184 151V153H185ZM212 152H214V151H211V152L209 153V154H211V157H213L212 155L216 154V152H215V153H212ZM222 152H223V150H222L221 152H218V153H219L222 157H224V155H223L224 152H223V153H222ZM231 152H232V153H231ZM243 152H244V153L246 152V151H245V148H244V151H243ZM97 153H98V152H97ZM141 153H142V152H141ZM145 153H146V152H145ZM147 153H148V152H147ZM181 153H183V149L181 150ZM181 153H179L176 157H178V156L181 157V156L184 154V153H183V154H181ZM246 153H247V152H246ZM246 153H245V154H246ZM251 153H250V154H251ZM150 154H151V153H150ZM180 154H181V155H180ZM190 154H191V153H190ZM194 154L192 155V156H193V157H192L193 159H191V156L189 155V156H190V157H189V156H188V152H187L185 161L187 160L188 162H187V161H186V162L189 163V164H190L191 162L193 163V161L195 160L194 157L197 158V157L195 156L196 154H195V155H194ZM237 154H236V156H237ZM245 154H244V155H245ZM259 154H260V155H258V154L256 153V155H258L259 157L253 155L254 157H256V158L259 160V161H258V160H256V158H255L256 162H257V161L259 162V164H257L258 162H257V163L254 162V163H256V164L258 165V166L255 168V170H256L257 168L260 169L262 166L264 167V165H263V163H264V162H263V161H264L263 158L259 159L260 157H263V156H264V154H263V150H262V154H261V152H259ZM129 155L132 156L133 158L130 159V158H129V157H130ZM148 155H149V154H148ZM251 155H252V154H251ZM261 155H262V156H261ZM79 156H80V158H82L81 155H79ZM116 156H115V157H116ZM122 156H123V157H122ZM146 156H147V155H146ZM173 156H171V158H173L172 161L175 159ZM183 156H185V155H183ZM187 156H188V158H190V162H189V159H187ZM206 156H207V155H206ZM208 156H209V155H208ZM225 156H226V155H225ZM238 156H239V154H238ZM240 156H241V155H240ZM73 157H74V156H73ZM88 157H90V156H88ZM103 157H104V158H103ZM120 157H121V158H120ZM215 157H216V158H215ZM218 157H220V156H219V155H218V156H217V155H214V158H213L214 160H215V159L218 160V162H216L217 164H218L221 160H225V159H222V157H220L221 160L219 161ZM96 158H97V157H96ZM108 158H110V159H108ZM122 158H124V159H122ZM127 158H128V159H127ZM136 158H137V159H136ZM147 158H148V160H150V162L147 161V163H150V165H151V159H152V156H151V158H150L149 156H147ZM149 158H150V159H149ZM183 158H185V157H183ZM200 158L198 157L199 161H200ZM207 158H208V157H207ZM207 158L205 157V159H202V160H201L202 163H203V161L206 160ZM234 158H235V159H234ZM245 158H247V157L245 156ZM245 158H244V159H245ZM105 159H107V160H105ZM111 159H112V160H111ZM125 159H126V160H125ZM154 159H155V158H154ZM154 159H153V160H154ZM208 159H209V158H208ZM208 159H207L206 162L204 161L205 164H206L207 162H209ZM210 159H211V158H210ZM210 159H209V160H210ZM229 159H230V160H229ZM236 159H238V160H236ZM244 159H243V160H244ZM114 160H115V161H114ZM135 160H137V162H136ZM143 160H142V161H143ZM191 160H193V161H191ZM211 160H212V159H211ZM235 160H236V161H235ZM255 160H254V161H255ZM260 160H263V161L260 162ZM82 161H84V160H82ZM82 161H80V163H81ZM129 161L131 162L130 165L128 164ZM134 161H135V163H134ZM195 161H196V160H195ZM195 161H194V162H195ZM197 161H198V160H197ZM197 161H196V162H197ZM199 161H198V162H199ZM201 161H200V165H201ZM241 161H242L244 164L241 163ZM94 162H92V164H93ZM145 162H146V161H145ZM157 162H158V161H157ZM213 162H214V161H213ZM224 162H225V161H224ZM224 162L222 161L221 163L224 164ZM262 162H263V163H262ZM102 163H103V164H102ZM132 163H133V167H134V168H133L132 165H131ZM138 163H139V162H138ZM141 163L144 164V161H143V162H140L139 164H141ZM155 163H156V162H155ZM192 163H191V164H192ZM216 163H215V164H216ZM221 163H220V164H221ZM261 163H262V166H261ZM116 164H115V165H116ZM121 164H122V162H121ZM139 164H137L138 167H139ZM143 164H141V166H142ZM145 164H146V163H145ZM153 164H154V163H153ZM158 164H159V163H158ZM211 164L213 165L212 162H211ZM215 164H214V165H215ZM236 164H235V165H236ZM256 164H253V163H252L251 165H252V166H256ZM102 165H104L105 167L102 166ZM128 165H129V166H128ZM146 165H149V164H146ZM154 165H157V163L154 164ZM174 165H175V164H174ZM174 165L171 166V168H172V167H176V166H174ZM192 165H195L197 170H196L195 168L190 169V167H188V168L190 169V171L192 170L193 172H196V171H198V170H199V171H200V170H203V172H205V170L202 169L203 167H202V168H199V167H200L199 164H198V168H199V169L197 168V165H196V164L193 163ZM202 165H203V164H202ZM206 165H208V171H209V174H207V173H208L207 171H206V172H207L206 174H204V173L202 174L201 171H200V174L198 173V174H199V178L201 179L200 176H202V177H203L202 179L204 180L205 177H204L203 175H205V176L209 175V176L212 178V181H211V180H210V181H211V182L214 181L213 183L215 184V182H216L218 179H220L219 177H218V179H217V178H216L217 176H216L215 174H216V172H218V170H221V168L219 167L220 169H215V167L212 166V165H210V163H209V164L207 163ZM206 165H205V166H206ZM225 165H224V169H223V166H221V167H222V170H225V172L222 173V172H223L222 170H221V172H218L219 175H220V173H222V175L224 174L222 180L224 179V176H225L226 178L228 177V176H227V175H229V172H228V171H230V170H234V169H237V168H238L236 171L234 170L236 176H233V172H234V171H233V172L231 171L232 174H231V176H230V177H235L236 180H235L234 178H233V180H230V179H232V178H228L230 181H233L232 185H234V180H235L236 184L238 183V186H237L238 191H235V192H234V193H236V194H235L236 196L234 195L235 197H233V196H232L233 193L228 195V193H231V192H233V190H235V188H236V184H235L234 188L232 187L233 190H232L231 187H229L230 189H227V190L225 189V188H227V187H225V188L222 189V191L225 190V191H223V193H227V192H228L227 195H228L229 197H233V199H234V200H233L232 198H230V199H232L235 203L230 202L232 205L229 204V206H230V205L233 206V205L237 204L236 202H238L239 205L237 204V206H239V208H241L240 206H242V208H243L242 210H244V208H245L244 205H248V204H249V203H247L248 201L251 202L250 204H252V203L255 202V201H251L253 198H254V199H257V197L259 198L260 196H263V197H264L263 194L260 195V194H261V188H263L264 186L259 185V184L264 183V181L262 182V180H264V176H263V175H264V172H262V171H264V168H261L260 171L258 170V173H259V174H258V173H257V170H256V171L254 170L255 172H251V171H253V169H254L252 166H250V165H248V166H244V167H247V168L249 167V170L251 169V171H248V170H247L248 172H251V173H257L256 175H254V180H255V178H259V180H256V181H255V184H254V185H256V184H257V185H256L255 187H252V186H253V183H254V181H252V186H250V187H252L253 189H250V188L248 187L250 190L247 191L248 188H247L246 185H248L249 183H251V179H253V177L251 178L250 176H253V175H252L251 173H245V171H244V174L242 173V172H243V171H242V172H240V175H239V173H237V171L239 170V164H237L238 167H236V168H234V169H233V167H231L230 165H229V166L231 167V169H230L229 167H227V166H226V168H225ZM235 165H233V166H235ZM237 165H236V166H237ZM241 165H240V166H241ZM246 165H247V164H246ZM119 166L125 167V168H124L125 170H124L122 167H119ZM130 166H131V167H130ZM185 166L187 167L188 164L182 166L183 169H182V168H181V169H182V170H184V169H188V168H186ZM195 166H194V167H195ZM209 166H210V167H211V166L214 167V168H213L214 170L211 168V170H213L214 172H215V170H217V171L215 172V174H214V172L211 171L215 176H213V175L210 173ZM259 166H260V168H259ZM108 167H107V168H108ZM138 167H137V168H138ZM153 167H154V166H153ZM169 167H170V165H169ZM184 167H185V168H184ZM192 167H193V166H192ZM91 168H92V167H91ZM91 168H90V169H91ZM102 168H104V169H102ZM107 168H106V169H107ZM116 168H118V169H116ZM130 168H132V169H131V170H132V173H131V174H130L131 170H130V172L128 171ZM171 168H168V169L170 170ZM204 168H205V167H204ZM206 168H207V167H206ZM206 168H205V169H206ZM252 168H253V169H252ZM96 169H97V168H96ZM112 169H111V170H112ZM119 169H122V171L119 172ZM189 169H188V170H189ZM194 169H195V171H194ZM228 169H229V170H228ZM241 169H243L242 166H241ZM241 169H240V170H241ZM85 170H86V169H85ZM116 170H117V171H116ZM174 170H175V168H174ZM174 170L172 169V171H174ZM206 170H207V169H206ZM227 170H228V171H227ZM240 170H239V171H240ZM243 170H246V169H243ZM106 171H107V170H106ZM125 171H126V172H125ZM175 171L178 172V171H181V170H180V168H179V169H176ZM175 171H174V172H175ZM192 171L189 172V173H191V175H192ZM239 171H238V172H239ZM247 171H246V172H247ZM91 172H92V171H91ZM93 172H92V173H93ZM122 172H123V173H122ZM128 172H129V173H128ZM169 172H170V171H169ZM181 172L183 173V171H181ZM226 172H227L228 174H227ZM260 172H261V173H260ZM104 173H105V171H104ZM126 173H127V174H126ZM172 173H173V172H172ZM187 173H188V172H187ZM187 173H186V170H185V173H183V174L186 175ZM189 173H188V174H189ZM241 173H242L243 175H245V174H249V175H250V174H251V175L249 176V177L251 178L250 181H249V183L246 181L249 177H246V178H245V176H244V178H243V176H241ZM119 174H120V175H119ZM123 174H124V176H123ZM125 174H126V175H125ZM195 174L198 175L197 172H196ZM262 174H263V175H262ZM103 175H104V174H103ZM191 175H190V177H191ZM211 175H212V176H211ZM222 175H220V176L222 177ZM237 175H238V178L240 177L241 179H242V178H243V179H242V180L240 179V181H239V179L237 178ZM257 175H258V177H257ZM260 175H261V176H260ZM91 176H92V174H91ZM109 176H108V177H109ZM192 176H193V178H194V176H195L194 173H193ZM246 176H247V175H246ZM262 176H263V177H262ZM97 177H98L99 179L102 178V180L100 181L99 179H97ZM104 177H105L106 179H104ZM183 177H184V178L186 177L187 180L189 179V178L187 177V175H186V176H183ZM213 177L216 178V179H214ZM40 178L43 179L44 177H40ZM93 178H94V176H93ZM93 178H92V179H93ZM135 178H136V177H135ZM135 178H134V179H135ZM195 178H197V176H196ZM199 178H197V183H198V179H199ZM260 178H261V179L263 178V179L261 180ZM21 179H22V178H21ZM47 179H48V178H47ZM47 179L44 178L43 181H40V180H39L38 182L36 181L37 184H36V183H33V182L31 181L32 184H33V186H34L35 188L37 187L36 189L39 190V191H41V192H40L41 195L44 194V195H42V196L40 197L41 199L38 198V199H36L37 201L34 199L36 202H38L39 200L43 201V198L46 197V196H48L47 198H49V196H50V197H51V196L55 197V196H54L55 194H53L52 192H50V191H51L50 189H49L50 191H49V190L46 191V190L50 187ZM94 179H95V178H94ZM191 179H192V178L189 179V183L191 182ZM202 179H201L199 182H201ZM206 179H208V181H209V177H207ZM206 179H205L204 182H207ZM244 179H245V181H244ZM44 180L46 181V183L44 182ZM170 180H171V179H169V181H170ZM215 180H216V181H215ZM220 180H221V179H220ZM220 180H218V181L220 182ZM225 180H227V179H224V181H225ZM237 180H238L239 182H238ZM19 181H20V178H19ZM22 181H23V180H21L20 184H22ZM102 181H104V183H102ZM106 181H107V182H106ZM133 181H136V180H133ZM169 181H168V182H169ZM171 181H172V180H171ZM171 181H170V182H171ZM194 181H195V180H194ZM218 181H217V182H218ZM224 181H223V182H224ZM230 181H228V182H230ZM243 181L245 182V184H244ZM260 181H261V182H260ZM39 182H40V183H39ZM96 182H97V183H96ZM174 182H175V181H174ZM174 182H173V183H174ZM192 182H193V181H192ZM192 182H191V183H192ZM195 182H196V181H195ZM202 182H203V181H202ZM217 182H216V184H218L217 186H219L220 183L223 185V182H220V183H219V182L217 183ZM225 182H226V181H225ZM225 182H224V184H225L224 186H226V184H227V185H228V184H231V183H227V182L225 183ZM257 182H258V183H257ZM23 183H24V182H23ZM28 183H29V182H28ZM44 183H45V184H44ZM94 183H95V184H94ZM123 183H124V182H123ZM173 183H172V182L169 183L170 188H171V186L173 185ZM197 183L191 184L190 186H191V187H192V185L195 186V184H197ZM207 183H209V182H207ZM239 183H242V184H239ZM30 184H31V183H30ZM32 184H31V185H32ZM40 184H41V186H43V187H41ZM43 184H44V185H43ZM46 184H48V185H46ZM64 184H65V183H64ZM89 184H90V185H89ZM149 184H150V183H149ZM171 184H172V185H171ZM205 184H206V183H202V185H205ZM35 185H36V186H35ZM37 185H38V186H37ZM45 185H46V187H45ZM102 185H103V187H102L103 190H101V189H102V188H101ZM198 185H199V183H198ZM244 185H245L246 187H244ZM258 185H259V186H258ZM39 186H40L41 188H40ZM105 186H106L107 188H106ZM126 186H127V187L130 186V187H128V188H131V189H130V190H127L128 188H127ZM144 186H145V185H144ZM150 186H151V185H150ZM194 186L192 187V190H195V189H196V191H194V193L197 192V193H195V195H197V194H198V191H199V194H200L199 196H202V193L205 192V191H203L204 188L202 189V187L200 186V187H201V190H200V189H199L200 187L196 185L197 187H199V188H198V191H197V187L195 186L196 188L194 189ZM220 186H221V185H220ZM224 186H221V187H224ZM230 186H231V185H230ZM239 186H240L241 190H239V189H240ZM248 186H249V185H248ZM257 186H258L259 188H258ZM260 186H261V187H260ZM19 187H20V186H19ZM47 187H48V188H47ZM120 187H121V188H120ZM124 187H125V188H124ZM137 187H139V189H141L140 186H137ZM148 187H149V186H148ZM173 187H174V186H172L171 189H174ZM175 187H177V184L175 185ZM38 188H40V189H38ZM46 188H47V189H46ZM88 188H89V189H88ZM96 188H97V189H96ZM98 188L100 189L101 192L99 191ZM108 188H109V189H108ZM133 188H134V189H133ZM144 188L146 189V187H144ZM149 188H150V187H149ZM219 188H220V187H219ZM45 189H46V190H45ZM80 189H81V190H80ZM90 189H91V190H90ZM145 189H144V190H145ZM147 189H148V188H147ZM242 189H246V191H244V190H242ZM256 189H258V190H256ZM43 190H44V191H43ZM107 190H108V191H107ZM115 190H116L117 194L119 193L118 196H117ZM131 190H132V191H131ZM144 190H143V192H144ZM151 190H152V188H151ZM204 190H205V189H204ZM219 190H221V189H219ZM228 190H232V191L229 192ZM259 190H260V191H259ZM14 191H15V190H14ZM88 191H89V192H88ZM96 191H97V192H96ZM106 191H107V192H106ZM109 191H110V193H109ZM111 191H112V193H111ZM127 191H128V193H127ZM129 191H131V192H129ZM145 191H146V190H145ZM172 191H173V190H172ZM200 191H201V192H200ZM202 191H203V192H202ZM12 192H13V191H12ZM99 192H100L101 194H100ZM133 192H139V195H137L136 193L133 194ZM146 192L148 193V191H146ZM146 192H145V194H147ZM237 192H238L239 194H237ZM241 192H242V193H241ZM244 192H245V194H244ZM249 192H250V194H249ZM87 193H86V194H87ZM108 193H109V194H108ZM129 193H130V195H131V193L133 194L132 197H131V196L128 197ZM151 193H153V192L150 191L149 194H151ZM256 193H257V194H256ZM263 193H264V190H263ZM51 194H52V195H51ZM93 194L91 193L90 196L88 195L87 197H91V198H92ZM104 194H105V195H104ZM106 194H107V195H106ZM110 194H111L112 196H109ZM114 194H115V196H114ZM125 194H126V195H125ZM135 194H136V195H135ZM141 194H142V196L145 195L144 193H141ZM171 194H172V193H171ZM187 194L190 195L189 193H186L185 195L187 196ZM191 194H192V193H191ZM205 194H206V193H205ZM205 194H203V195H204V202H203V197L201 198V197H199V196L197 195V197L199 198L198 200H200V202H201L200 205H202L203 203L207 204V202L210 200V196H209V194H208V197L205 196ZM242 194H243V195H242ZM246 194L248 195V197H249V196H250V197H249V200L246 201V203H245L244 201H245L246 199L244 200L243 198L247 196ZM45 195H46V196H45ZM79 195H81V194H79ZM79 195H78V196H79ZM84 195H85V194H84ZM84 195H83V196H84ZM96 195H97V197H96ZM151 195H152V194H151ZM151 195H150V196H151ZM195 195H194V196H195ZM206 195H207V194H206ZM222 195H224V194H222ZM227 195H226V196H227ZM239 195L242 196V197H241L242 199L240 198V199L238 200L237 198H239V197H237V196H239ZM245 195H246V196H245ZM251 195H252V198H251ZM254 195H256V196H254ZM43 196H44V197H43ZM62 196H64V195H62ZM65 196H66V195H65ZM83 196H82V198H85L86 201L89 200V198H86L85 196H84V197H83ZM105 196H106V198H107V197H108V198L110 197V199H109L110 201L107 202L108 198H107V200H106ZM113 196H114V197H113ZM124 196H125V197H124ZM133 196H134L135 198H133ZM142 196H141V197H142ZM147 196H148V195H147ZM171 196H174V194L171 195ZM190 196L193 197V194L190 195ZM220 196H221V194H220ZM220 196H219V197H220ZM224 196H225V195H224ZM226 196H225V197H226ZM228 196H227V197H228ZM253 196H254V197H253ZM56 197H58V196H56ZM56 197H55V198H56ZM67 197H68V196H67ZM69 197H71V196H69ZM93 197H94V196H93ZM101 197H100V198H101ZM111 197H113V198L111 199ZM145 197H146V196H145ZM145 197H143V199H146V198H147V197H146V198H145ZM192 197H190V198H192ZM205 197H206V198H209L208 201H207V199H206ZM227 197L225 198V199H227L226 202L229 201V198H227ZM236 197H237V198H236ZM248 197H246V198L248 199ZM255 197H256V198H255ZM263 197H261V198H262V201H263ZM62 198H63V197H62ZM62 198H61V199H62ZM73 198H74V197H73ZM82 198H81V197L79 198V201L82 202V203L79 202V204L81 205L80 207H82V208L84 207V209H82V210H81L82 212L80 211V213H83V212L85 213L84 210H85V208H86L87 206L89 207V205H87V204L85 203L86 201H85V200L83 201ZM123 198H124L125 200H124ZM128 198H129V200H130V198H133V199L131 200V202L129 203L130 205H128V202H129V201H128ZM139 198H140V197H139ZM172 198H173V197H171V199H172ZM188 198H189V197H187V199H188ZM190 198H189V199H190ZM194 198L197 199L196 197H194ZM221 198L224 199V197H220V200H219V201L222 203V202L225 201V200L222 201ZM45 199H46V198H45ZM45 199H44V201H45ZM61 199L59 198L60 201H61ZM66 199H67V201H69L68 198H65L64 200H62V202H64ZM70 199L72 200V198H70ZM98 199H97V201H99ZM104 199H105V200H104ZM143 199H142V201H144ZM192 199H193V198H192ZM201 199H202V200H201ZM205 199H206V202H205ZM235 199H236V200H235ZM254 199H253V200H254ZM259 199H260V198H259ZM57 200H58V199H57ZM57 200H56V201H57ZM75 200H76V202H77V199H75ZM102 200L100 199V201H99L100 203L97 202V201H92V202H97V205H96V206L98 207V209H97L98 211H99V207H100V205L102 206V207H101L102 209L105 208V206L103 205L104 203L101 202ZM173 200H174V198H173ZM193 200H194V199H193ZM198 200H197V202L200 203ZM232 200H230V201H232ZM241 200H243V202H242ZM257 200H258V199H257ZM257 200H256V201H257ZM35 201H34V202H35ZM44 201H43V202H44ZM56 201H53V203H54L55 205H56ZM90 201H91V200H90ZM127 201H128V202H127ZM135 201H134V202H135ZM170 201H171V200H170ZM188 201H190V200H188ZM240 201H241V202H240ZM34 202H33V200H32V205H34V206H33V207L31 206V207H32L31 209H33L36 205H37V206L40 205V203H39L40 201H39L38 203L35 202V204H33ZM51 202H52V201H51ZM58 202H59V201H57V203H58ZM62 202H61V203H62ZM70 202H71V203H69V206H72V205H70V204H73L75 201L73 200V201H70ZM76 202H75V204H73L74 207H75V205L78 204V203H76ZM88 202H89V201H88ZM113 202H112V203H113ZM146 202H149V199H148L147 201L145 200V202H142V203H146ZM150 202H151V201H150ZM150 202H149V203H150ZM194 202H195V204L197 203L196 200H194L193 202H192V200H191L192 207H193ZM226 202H225V206H227V205H226ZM239 202H240L241 204H240ZM65 203H66V202H65ZM83 203H85L86 205L84 204L85 206H83ZM90 203H91V202H90ZM90 203H89V204H90ZM101 203H103V204H101ZM140 203H141V202H140ZM140 203H138V204H140ZM142 203L140 204V206L142 205ZM171 203H172V201H171ZM189 203H190V202H189ZM208 203H211V204H208V205L211 206V207H213V206H212V201H211V202H208ZM223 203H224V202H223ZM228 203H229V202H228ZM244 203H245V204H244ZM257 203H258V201L255 202L254 205H256ZM261 203L264 205V203L261 202V200H260V203H258V204H261ZM44 204H45V203H44ZM44 204H41V205L44 206ZM50 204H51V203H50ZM62 204H63V203H62ZM62 204H61V205H62ZM93 204H94V203H93ZM93 204H91V205H93ZM98 204H99V206H98ZM106 204H107V205L109 204V205L107 206ZM135 204H136V203H135ZM135 204H134V206L132 205V206L130 207L131 210H133V211L136 210V209H135L136 206H137V209L139 208L138 204H136V205H135ZM150 204H151V203H150ZM150 204H149V205H150ZM177 204H178V203H177ZM195 204H194V205H195ZM205 204H203L202 206H203V208H204V206H205V208H206V212H205V213H207V210H208L207 207H208V206H206ZM242 204H244V205H242ZM258 204H257V205H258ZM55 205H54V207H55ZM66 205H67V206H66ZM113 205H114V204H113ZM125 205H127V206L125 207ZM143 205H144V206H141L140 208H145V207H146V209H147V207L149 206V205L147 206V204H146V206H145V204H143ZM221 205H222V204H220V206L218 205V206H215V207H216V208L218 207V210H221V211H222V210H223L222 208L219 209L220 207L223 206V205H222V206H221ZM254 205H249V206H252L251 208L248 206V207L250 208V209L248 208L249 211L252 209V210H253L252 212H254V211L257 209L254 213L251 212L252 215L249 214V212H247V209H246L247 207L245 208L246 211H245V210H244V211H242V210L237 211L236 209H239V208L235 205V208H236L235 210H236L237 212H241V211H242L241 213H239V214H242V213H243V214L241 215L242 217H240V215L237 216L238 213L234 210V207H233L232 210L230 209V211H229V209H225V207L223 206V207H224V212H223V211H222V212L225 213V215H228V212H229V214H230V212H232L231 214H232V216H234V215H235V213L233 212V210H234V211L237 213V214L235 215V216L238 217L237 219L242 218V219L244 220L243 215H244L245 213H247V214H245L246 216L251 215V216L248 217V220H247L246 216L244 215L245 220H244V222H242L243 220H240V221H241L240 223L236 221V220H237L236 217H235L234 219H227V217H228L229 215H228L227 217H226L225 215H223L224 218L221 217L220 215H221L222 212H220V214L217 212L219 215H218L217 213H216V215H215V214H211L212 212L210 213V215H207V214H205V215H206V219H207L208 216L210 217L211 215H213V218H214V219H215L214 215H215L216 217H217V215L220 216V217H221V218L219 217L220 220H219V221H218V219L216 220V221L218 222V224H217V228H215V225H216L217 222L214 221V220H212V219H213L212 217H211L212 219L210 218L213 222L210 221L209 223H211V224L213 225V223L216 222V223H214L213 226L211 225V226H212V229H214V230L217 229L218 233L215 232L216 234H219V235H220L221 233L224 234V235L221 234V235L223 236L222 239H223V238H225V239L227 238V239H228L230 235H231V237H232V235L235 236V237H237V238H234V239H236V240H232L233 237H232V238H229V239H231L232 241H237V239H238L239 242H238V243L236 242L237 245H238L239 243H241L240 240H242L243 235L246 234V236H247V233L249 232L248 230L251 229V231H252V229L254 228V226H255L256 224H257V225L255 226L254 230H255L256 232H257V231L260 232V233L257 232V233L259 234V235L257 236V238H259V236H261V232H262V231L264 232V230H263V229H264V228H263V226H264V219H263V217H264V206L259 205V206H260V207H259V206L256 205V206H255L256 208H254ZM37 206H36V207H37ZM43 206H42V207H43ZM50 206H51V205H50ZM50 206L48 205V207H50ZM52 206H53V204H52ZM52 206H51V207H52ZM63 206H66V208L64 207L65 209H69V208H67V207H68V203L64 204ZM63 206H62V207H63ZM77 206H78V205H77ZM189 206H190V205H189ZM202 206H200V208H202ZM231 206H230V207H231ZM243 206H244V207H243ZM46 207H47V205H46ZM48 207H47V209H48ZM54 207H52V208H54ZM57 207H60V206H59V205L56 206V207H55V208H56L55 210H57ZM72 207H73V206H72ZM72 207H70V209H71ZM110 207H111V206H110ZM133 207H135V208H133ZM192 207H191V208H192ZM230 207H226V208H230ZM257 207H259V208H257ZM108 208H109V207H108ZM127 208H126V209H127ZM140 208H139V209H140ZM191 208H189V209H191ZM196 208H197V209H196ZM205 208H204L203 210H205ZM213 208H214V207H213ZM231 208H232V207H231ZM253 208H254V209H253ZM262 208H263V209H262ZM31 209H30V211H31V212L33 211V212H34V210H31ZM34 209H35V208H34ZM40 209H41V208H40ZM50 209H51V208H49V210H50ZM58 209H59V208H58ZM80 209H81V208H80ZM80 209H79V210H80ZM109 209H111V208H109ZM128 209H127V210H128ZM134 209H135V210H134ZM146 209H145V210H146ZM170 209H171V207H170ZM173 209H174V208L172 207V211H173ZM210 209H212V208H210ZM36 210H37V208L35 209V213H36ZM49 210H48V212H50ZM51 210H52V209H51ZM53 210H54V209H53ZM53 210L51 211V213H49V216H48V215H47L48 212H45V210L43 209V211H44V215H43V216H42V215H39V216H40V219H39L38 217H36V216H33V215H37V214H35V213L33 214V212H32L33 215H31V214H30L31 212L28 213V214H30L31 217H32V219H31V218H28V214H27V219H31V220H28L29 223L26 221L27 219H24V220L21 219V220H20V219H19L20 216H16V215L19 214V213L17 212V214H16V212H15V213H13V218H12V219L14 220V219H16L17 217H19V218H17L16 222H17L18 219H19L20 222L18 221V224L21 223V227L19 226L20 224H19V225H17V223L15 224V223H14L15 221H13L12 219H10V217H9L10 222H7V223L10 224V223L12 222L13 225H12V224H11V225H12L13 227H14V226H19V228H18L19 231H23V234H24V233L26 234V232H24V231L27 230V229H28L29 231H30L32 228L34 229V228H35L34 226L37 227V225H36L37 223H38V225H39V224H42V222L45 223V222H48V221H49V225H50V223H51L50 220L47 219L48 221H45L46 219L44 220V219H41V218H43L44 216H45V218H46L47 216H48L47 218H49L50 215H51V216H52L53 214L56 215L55 213H52ZM55 210H54V212H56ZM79 210H78V211H79ZM106 210H107V209H106ZM127 210H126V215H127V213H128ZM142 210H143V209H142ZM196 210H197V212H196ZM214 210H215V211H213V213H215V212L217 211L216 209H214ZM225 210H226L227 212H226ZM259 210H260V211H259ZM46 211H47V210H46ZM104 211H105V210H104ZM115 211L118 212V213H116ZM133 211H131V212L128 213V215L130 214L129 216L132 217V218H134L135 215H136V217H137V215H139L138 213H139V212H140V213L142 212L141 209H140L139 211L136 210L138 213L135 212V215H134V217H133V215H132V212H133ZM192 211H193V210H192ZM192 211H191V212H192ZM200 211H202V209H201ZM209 211H210V210H209ZM209 211H208V214H209ZM211 211H212V210H211ZM86 212H89V211L87 210ZM105 212H107V211H105ZM112 212H113V211H112ZM120 212H121V214H120ZM143 212H145V211L143 210ZM143 212H142V214H144ZM189 212H190V210H189ZM191 212H190V214H191ZM193 212H194V211H193ZM193 212H192V213H193ZM195 212H196V213L199 212V208L197 207V205H195ZM195 212H194V213H195ZM202 212H203V211H202ZM37 213L42 214V211H39V210H38ZM45 213H47V214H46L47 216L45 215ZM80 213H79V215H80ZM90 213H91V212H90ZM90 213H88V214H90ZM99 213H100V211H99ZM194 213L192 214V215H193L192 217H194V216L197 215L196 213H195L196 215H194ZM199 213H200V212H199ZM199 213H198V214H199ZM226 213H227V214H226ZM14 214H15V215H14ZM76 214H77V213H76ZM88 214H84L83 217H82V214H81V215H80V216H81V219L78 221V222L81 223L82 221H84V220L87 218L84 222H82V223L79 225L80 227L78 228V230H79V229L81 230V229H82V226L85 227V228L83 227V229H82L83 234H85L84 232H86V235H85L84 238H86V236H88V235L90 236L91 234L94 235V233H96V230H95V229H97V228L94 227L92 224H94V223H93V220H94V221H96V220L98 221V218H95V217H94L95 214H93V215H91V216L88 215ZM91 214H92V213H91ZM117 214H119V215H117ZM133 214H134V213H133ZM145 214H146L148 217L151 215V213H148L149 215H148L147 213H145ZM145 214H144V215H145ZM190 214H189V215H190ZM233 214H234V215H233ZM19 215H21V214H19ZM85 215L90 216V218H88V216L86 217ZM126 215H125V216H126ZM146 215H145V217H147ZM170 215H171V214H170ZM201 215L204 216V213H203V214L201 213ZM9 216L12 217V214L10 213ZM14 216H15V217H14ZM22 216H24V215H22ZM22 216H21V218H22ZM37 216H38V215H37ZM41 216H42V217H41ZM80 216H79V217H80ZM139 216H141V215H139ZM139 216H138V217H139ZM230 216H231V215H230ZM232 216H231V218H233ZM35 217H36V218H35ZM85 217H86V218H85ZM93 217H94V218H93ZM96 217H99V216H96ZM103 217H105V215H104ZM138 217H137V218H138ZM152 217L155 218V217H154V214L151 215L150 219H151ZM171 217H173V216H171ZM189 217H190V218H189ZM200 217H202V216H200V215L198 216V215H197V217H194V218L197 219V218H200ZM204 217H205V216H204ZM204 217H202V219H203ZM225 217H226V218H225ZM24 218H26V216H25ZM33 218H34V219H33ZM37 218H38V219H37ZM50 218H51V221H53L52 218H54V217L52 216V217H50ZM50 218H49V219H50ZM140 218H141V219L143 218V220H144L143 223L145 222V220H148V219H149V218H148V219H147V218L144 219L143 216H141ZM153 218H152V219H153ZM187 218L190 219V223H192V222L195 221L194 218L192 219V220H194V221H191V216H188ZM222 218H223V219H222ZM228 218H229V217H228ZM9 219H8V220H9ZM90 219H91V220H90ZM99 219H100V218H99ZM106 219H108V218L105 217V220H104V221H106ZM152 219H151V221H152V223H153V220H154V219H153V220H152ZM206 219H203L202 222H205ZM235 219H236V220H235ZM38 220H40V221H38ZM41 220H42V221H41ZM62 220H64V219H61L60 221H62ZM100 220H101V219H100ZM155 220H156V218H155ZM169 220H171V219H169ZM185 220H186V219H185ZM224 220H225V221L227 220L228 222L231 221V220H233V221L235 220L236 222H234V224H235V223H237V224L239 223V225H240V224H243V223H244V224H247V225H245V226H244V224H243V225H240V226H239V225H238V226H235V225H234V226H233V229H230V231H229V228H228L229 226H228L227 224H231L232 221H231L230 223H228V222H225ZM21 221H22V222H21ZM24 221H26V223L28 224V226L26 225V223H25ZM33 221H34V222H33ZM44 221H45V222H44ZM87 221H90V222H87ZM97 221H96V223L100 222V221H98V222H97ZM197 221H198V222H199V221L201 222V218H200V220H197ZM208 221H209V220H208ZM238 221H239V220H238ZM246 221H249L251 224H254V225H251L249 222H246ZM23 222H24V224H23ZM30 222L32 223L33 226L31 225ZM39 222H41V223H39ZM58 222H59V221H58ZM65 222H66V221H65ZM78 222H77V224H76V227H77V225H78ZM91 222H92V223H91ZM149 222H150V221H148V223H149ZM154 222H155V221H154ZM195 222H196V221H195ZM202 222H201V224L203 225L204 223H202ZM221 222H222V223H221ZM252 222H253V223H252ZM61 223H64V222H61ZM83 223H84V224H83ZM85 223H86V224H85ZM87 223H88V224H87ZM89 223H91L92 226H91ZM101 223H103V221H102ZM104 223H105V222H104ZM107 223H108V222H107ZM107 223H106V224H107ZM119 223H120V224H124V221H123V222H120V221H119ZM119 223L116 224V225H119V226H120ZM141 223H142V220H141ZM143 223H142V224H143ZM190 223H188V224H189V227L191 226ZM248 223H249V225L251 226L250 229L248 228V226H249ZM9 224H7V225L9 226ZM58 224L60 225V223H58ZM64 224H65V223H64ZM106 224H105V225H106ZM108 224H109V223H108ZM108 224H107L106 226H109ZM142 224H140L141 227L138 226V227L136 228V230H138L139 227H140V229H141L143 226H144V228H145V225H142ZM144 224H146V223H144ZM150 224H151V223H150ZM150 224H149V227H150L151 225L153 226L155 223H153V224H151V225H150ZM174 224H176V223H174ZM174 224H171V225L173 226ZM177 224H178V223H177ZM192 224H193V223H192ZM197 224H199V223H197ZM201 224H200V225H201ZM206 224H208L207 221H206ZM206 224H205V226H206ZM224 224H225V225H224ZM237 224H236V225H237ZM11 225H10V227H11ZM25 225H26V226H25ZM30 225H31V226H30ZM46 225L48 226V223H47ZM86 225H87V226H86ZM94 225H95V226L97 225L98 229L101 228V227L99 228V225H98V224H94ZM171 225H170L169 227H171ZM193 225L196 226L195 223H194ZM222 225H223V227H222ZM226 225H227L228 227H227ZM29 226H30V227H29ZM40 226H41V225H40ZM40 226H39L38 228H40ZM43 226H44V224L41 226V228H42V229H41V233H42V231H44V230H48V231H49L50 228H49V229H46V226H44L45 229L43 230V228H44ZM90 226H91L92 228H94V229H92ZM119 226H118V227H119ZM122 226H123V225H122ZM147 226H148V224H147ZM176 226H177V225H175V226H173V227H176ZM178 226H180V225H178ZM194 226H192L193 228L190 227V228H192L191 231H193ZM205 226H204V227H205ZM219 226H221V227H219ZM241 226H242V228H241ZM243 226H244V228H246V226H247L248 230H247V228H246L245 230H243V229H244ZM261 226H262V228H261ZM22 227H23L24 229H23ZM26 227H28V228L26 229ZM48 227H49V226H48ZM48 227H47V228H48ZM88 227H90V228L88 229ZM120 227H121V226H120ZM120 227H119V229H120ZM123 227H124V226H123ZM149 227H148V228H149ZM169 227H168V228H169ZM173 227H171L170 229H172ZM201 227L203 228V226H201ZM206 227H208L207 229L209 230V228H210V224L207 225ZM213 227H214V228H213ZM224 227H225V229H224ZM226 227H227V228H226ZM230 227H232V224L230 225ZM234 227H236V228H234ZM29 228H30V229H29ZM38 228H37V229H38ZM86 228H87V229H86ZM144 228H142V230H144ZM146 228H147V227H146ZM146 228H145V229H146ZM180 228H181V227H180ZM196 228H197V227H196ZM196 228H195V229H196ZM222 228H223V229H222ZM237 228H238V229H237ZM256 228H257V229H256ZM258 228L260 229V231H259ZM15 229H17V227H16ZM35 229H36V228H35ZM90 229H91V230H90ZM121 229H123V228H121ZM151 229H152V228H151ZM170 229H168V230H170ZM175 229H179V227H178V228H175ZM195 229H194V232L197 230V229H196V230H195ZM212 229H210L211 232H214V230H212ZM218 229L220 230L221 233L219 232ZM226 229H227L228 231H227ZM234 229H237V231L234 230ZM240 229H241L243 232H246V230H247L248 232H246L245 234H244V233H243V234L240 233V234H242V235H241L242 237L240 236L241 238L239 239L238 237H239L240 234H238V232H242ZM55 230H56V229H55ZM83 230H84V231H83ZM93 230H94V231H93ZM126 230H127V229H126ZM136 230H133V231L131 230V232L133 233V232L135 231V233H136ZM142 230H141V231H142ZM180 230L183 231L184 228L179 229V232L182 233V231H180ZM208 230H206L207 232H206V231H205V232H206V233H210V234L212 235V233H211V232H208ZM222 230H224V231H222ZM225 230H226L227 232H226ZM233 230H234V231H233ZM17 231H18V230H17ZM33 231H34V230H33ZM33 231H31L30 233L27 231V234L33 236L34 234H31V233H33ZM38 231H40V229H39ZM52 231H54V230H52ZM52 231H51V232H52ZM88 231H89V232H88ZM91 231H92V233H91ZM97 231H99L100 234H102V235H101V236H98V235H100V234H98V232H97V234H96L95 236H97L98 238L100 237V238L102 239V236H103V232L101 233L102 230H97ZM127 231H128V230H127ZM127 231H126V232H127ZM129 231H130V230H129ZM141 231H137L138 234H139V232H140L139 235H137V234L134 233V234H133L134 236H132L131 238H128V240H130V239L132 240V238H133V240H134V237H135V236H137L138 238H139V237L141 238ZM197 231H198V230H197ZM197 231H196V232H197ZM202 231H203V229H202ZM232 231H233V232H232ZM255 231H252V233H253V232L255 233ZM82 232H81V233H82ZM106 232H107V230H106ZM131 232H130V233H131ZM177 232H178V230H177ZM179 232H178L177 234H179ZM184 232H185V231H184ZM194 232H190V230H189V233H187V234L183 233V234H185V235H189V236H190V235H191L192 233H194ZM203 232H204V231H203ZM38 233L40 234V232H38ZM57 233H58V231H57ZM57 233H56V231H55V234H57ZM90 233H91V234H90ZM130 233H129V234H130ZM181 233H180V234H181ZM231 233H232V234H231ZM235 233L238 234V236H236ZM252 233H249V235H250V236H251V235H254V233H253V234H252ZM25 234H24V235H25ZM27 234H26L25 236H27ZM36 234H37V233H36ZM36 234H35V235H36ZM107 234H108V232H107ZM110 234H111V233L109 232V235H110ZM183 234H181V236H182ZM196 234H197V233H196ZM210 234H209V235L206 234L208 237H207V239L203 242L204 244H206V243H205L206 241L208 242V238H209ZM226 234H228V235L230 234V235L228 236V235H226ZM262 234H264V233H262ZM29 235H28V236H29ZM192 235H193V234H192ZM194 235H195V233H194ZM214 235H215V234H214ZM225 235H226V236H225ZM28 236H27V237H28ZM41 236H42V235H41ZM95 236H94V237H95ZM212 236H213V235H212ZM216 236H217V235H216ZM216 236H215V237H216ZM44 237H45V236H43V238H44ZM90 237L92 238V236H90ZM90 237H87V238H89V240L86 238V239H87V242H86V245H85V246H87V245L89 244L88 241H91V240H90V239H91ZM94 237L92 238V240H94ZM116 237H117V236H116ZM137 237H135V238H137ZM177 237H178V236H177ZM179 237H180V235H179ZM183 237H184V236H183ZM183 237H182V238H183ZM185 237H186V236H185ZM247 237H249V236H247ZM247 237H246V238H247ZM251 237H252V236H251ZM251 237H250V238H251ZM45 238H46V237H45ZM98 238L95 237V239H98ZM117 238H118V237H117ZM180 238H181V237H180ZM180 238H178L177 240H178V242L181 241V242H179V243H182L183 240H182V239L179 240ZM212 238H213V237H212ZM212 238H211V240L209 239L211 242H212V240H214L212 243H214L215 240H216L217 244L220 243V245H222V243H221V242H218V239H216L217 237H216L215 239H212ZM218 238H221V236L218 237ZM244 238H245V236H244ZM244 238H243V239H244ZM246 238H245V239H246ZM250 238H248V240L246 239V242H245L244 240H242V247L245 246V244H246L245 247H247V245L250 244V242H251L250 240H251V239H252V243H253V242H256V243L259 244L260 241H261V242L264 244V242H263V241H264V235H263V238H262V236L260 237V238L263 239V240H259L260 238H259V239H255L254 236H253L251 239H250ZM253 238H254V239H253ZM80 239H81V238H80ZM86 239H85V241H86ZM118 239H121V238L119 237ZM118 239H117V240H118ZM123 239H124V238H123ZM125 239H126V238H125ZM125 239H124V240H125ZM183 239H185V238H183ZM229 239H228V240H229ZM98 240H100V239H98ZM107 240H108V238H107ZM121 240H122V239H121ZM135 240H139V239H135ZM135 240H134L135 244L139 242V241L136 242ZM231 240H230V241H231ZM255 240H256V241H255ZM95 241H96V240H95ZM101 241H102V240H101ZM101 241H100V243L96 242V243L99 244V247H101L100 245H101V244L103 245V243H104V242L101 243ZM108 241L110 242V240H108ZM108 241H107V242H108ZM118 241H119V240H118ZM141 241H142V240H141ZM184 241H185V240H184ZM219 241H220V240H219ZM222 241H223V243H225L226 240L224 241V239H223ZM243 241H244L245 244L243 243ZM247 241H248V243H247ZM249 241H250V242H249ZM257 241H259V242H257ZM81 242L84 243V239H83V240L81 239ZM105 242H106V241H105ZM109 242H108V243H109ZM121 242H122V241H121ZM127 242H128V241H127ZM216 242H215V243H216ZM228 242H229V241H228ZM83 243H81V245H82ZM91 243L93 244V241H91L90 244H91ZM122 243H123V245H124V248L127 247V246H126L127 244L129 245L127 249L125 248L127 251L133 247V244L131 245L130 243H127V244L125 245V244H124L125 241L122 242ZM209 243H210V242H208V244H209ZM232 243H233V242H232ZM232 243H231L230 246H234V245H236L235 242H234V244H232ZM252 243H251V244H252ZM262 243H261V244H262ZM15 244H17L16 241H15ZM15 244H14V245H15ZM90 244H89V245H90ZM98 244H97V246H98ZM109 244H111V242H110ZM135 244H134V245H135ZM138 244H140V242H139ZM138 244H136V245L138 246ZM204 244H203V245H204ZM208 244H206L205 246H207ZM217 244H216V245H217ZM225 244H228L227 241H226ZM225 244H224V245H225ZM229 244H230V242H229ZM258 244H257V245H258ZM261 244H259V246H261ZM81 245H80V243H79V246H80V247L87 248V247H84V246H83L84 244H83L82 246H81ZM89 245H88V247H89ZM95 245H96V244H95V242H94V246L91 247V248H92L91 250H93L94 252H91V250H90V251H89L90 253H88L87 250L82 251L81 248L79 247L80 250H79V248H78V250L81 251L82 253H81V252H79L80 254H79L78 252H77V253H78L79 255H81V254L83 255V252H87V253H88L87 256L90 255V256H89L90 259H89V257L85 256L87 253L84 255L85 258L87 259V261H88V260L92 261V260H93L92 258H94L95 256H96L97 258H99L98 256L101 254V252H100V251H101V248L98 247V249L96 250L97 247H95ZM107 245H108V244H105L104 247H107ZM111 245H112V244H111ZM111 245H109V246L112 248ZM130 245H131V246H130ZM136 245H135V246H136ZM142 245L144 246V243H142ZM145 245H146V244H145ZM197 245H198V244H196L195 247H196ZM224 245H222V246H224ZM237 245H236V246H237ZM254 245H256V244H255V243L253 244V247H254L253 250H254V251H255V247H256V249H259V248H260L261 251H262V249H263V252H260V251H259L262 255L259 254V253L257 254V255H259L258 258H260V255H261V259H263V258H264V257H263V255H264V254H263V253H264V248H262V247L257 248V245H256V246H254ZM15 246H16V245H15ZM90 246H92V245H90ZM109 246H108V247H109ZM139 246H140V245H139ZM139 246L137 247L138 250H139ZM143 246H142V247H143ZM183 246H184V243H183ZM183 246H182V247H183ZM211 246H215V245L212 244ZM217 246H218V245H217ZM222 246H219L220 249H221ZM228 246H229V245H228ZM230 246H229V247H230ZM236 246H234V247H235V249H234V253L230 252V251H233V250H231V247H230V248L227 247V248L230 249V251H229V249L227 250L226 246L224 247V249L227 250V251H229V252L222 251L223 248L221 249V251H222L223 253H226V254L228 253V254H227V257H228V256H229V257L232 256V258H234L233 256H235V257L237 256V257H238L239 254H240V253L242 254V251L244 252L246 248L244 247L245 249L242 250V251H240V252H238L239 254H237V250H236V249H238V247L240 246V244H239V246H237V247H236ZM249 246H250V245H249ZM251 246H252V245H251ZM251 246L248 247V248H249L248 250H251V251H252V249H250V248H253V247H251ZM262 246H263V245H262ZM28 247L30 248V247H32V246H31V245H28L27 247H25V249H24L25 251H24L23 253L29 252L30 254L28 253L27 255H29L30 257H32L33 255H36L35 258L38 257L37 259H39V258L41 259V256H40L41 254H40V253L43 254V252H42L41 250H40V253H38L39 249H38V251H37V249H36V250H35V249L33 250V248H35V247L33 246L32 250L30 251L31 248L29 249ZM110 247H109V248H110ZM129 247H131V248H129ZM142 247H140V250H142V249H141ZM144 247H145V246H144ZM195 247H194V248H195ZM199 247H200V246H199ZM208 247H210V244L208 245ZM208 247H207V248H208ZM219 247H218V248H219ZM240 247H241V246H240ZM83 248H82V249H83ZM109 248H107V249H109ZM145 248H146V247H145ZM204 248L207 249L206 247H204ZM210 248H211V247H210ZM212 248H213V249L216 248L217 250H219L216 246H215V247H212ZM212 248H211V250L213 251L212 253H214L215 255H216V253H219V254L221 253V254H222L221 257H223V258H221L220 255L218 256V257H220V258H218L217 255L214 256V257H212V256L214 255V254H212V256L210 255V258L212 257L213 259H209V260H211V263L214 264L213 261H214V259H215L216 257L220 260V261H219V260H217V258H216L217 262L219 261V263H220V262L224 261V260H222V259H224V257L226 258V255H223V253L220 252V250H219V252H216V251L213 250ZM261 248H262V249H261ZM87 249H90V247L87 248ZM107 249H105V250H107ZM113 249H114V247H113ZM125 249H123V250L126 251ZM197 249H198V247H197L196 249H193L192 252H193L194 250L197 251ZM208 249H209V248H208ZM232 249H233V247H232ZM27 250H28V251H27ZM95 250H96V251H95ZM98 250H99V251H98ZM123 250H121V252H122ZM131 250H132V249H131ZM131 250H130V252H131ZM134 250H135V249H134ZM146 250H147V249H145V251H146ZM199 250H200V249H198V251H199ZM211 250H208V251L211 252ZM235 250H236V251H235ZM34 251H35L36 253H35ZM115 251H116V252H115ZM124 251H123V253L125 254V255H124V257H125V256H126V253H125ZM132 251H133V250H132ZM136 251H137V250H136ZM136 251H133V252H136ZM143 251H144V249H143ZM198 251L195 252V253H197L198 259H199V254H203V256L200 255V257H202V258L205 257V256H206V258H207L208 255H209V252H208V254H205V256H204L203 251H200L199 254H198ZM238 251H239V249H238ZM251 251H250V255H249V253H247V255H245L246 252H249V251H247V249H246V252H244L245 254H242V256L240 255V257H242V258H243V256H245V260H246V262L244 261V259L242 260V259H240V257H239V259L243 261V264H244V262H245V263H248V264H249V263H250V264H251V263H252V264H254V263H258V264H260V263H263V262H264V261H263L264 259H263L262 261H261L260 259H257L258 262H254V263H253V262H249V259H250V261H251V257H252L251 254H253L252 252H254V251H252V252H251ZM256 251H257V250H256ZM33 252H34L35 254H33ZM96 252H97V253H96ZM99 252H100V254H98ZM103 252H106V251H103V249H102V254H103L104 256L108 257V259L105 258V257H103V255L101 254L102 256H100V257H103V258H104V259H102L103 261H101V263H102V264H103V263H106V264L108 263V264H110V263H111L110 261L112 260V255H111V254H112V250L109 251V252L111 253V254L109 253V255H111V256H110L111 259H109V256H108L107 252H106V254H104ZM113 252H114V253H117V250H114ZM141 252H142V251H141ZM192 252H191V254H192L193 258H197V256H196L194 253H192ZM235 252H236V253H235ZM37 253H38V254H37ZM60 253H61V252H60ZM123 253H122V254H123ZM128 253H129V252H128ZM128 253H127V255H128ZM131 253H132V252H131ZM136 253H139L138 256H140V252L137 251ZM205 253H207V250H206ZM230 253H231V254H230ZM32 254H33V255H32ZM78 254H77V255H78ZM118 254H121L120 251H119ZM122 254H121V255H117V256L123 257ZM129 254H130V253H129ZM141 254H146V253H143V252H142ZM193 254H194L196 257H195ZM210 254H211V253H210ZM229 254H230V255H229ZM235 254H236V255H235ZM31 255H32V256H31ZM37 255H38V256H37ZM79 255H78V257H72V260H74L73 258H75V260H76V258H79ZM82 255H81V256H82ZM92 255H93V256H92ZM136 255H137V254L134 253V255H132V256H136ZM253 255H255V253H254ZM65 256H66V255H65ZM84 256H83V258H84ZM138 256H136L137 258L134 259V262H136V260H137V262H138ZM144 256H145V255H144ZM144 256L141 255V257H140L141 259H140V260H143V261H140V260H139L140 262H138V263L142 264L144 261H146V260H144V259H148L147 256H146V257H144ZM190 256H191V255H190ZM192 256H191L190 258H192ZM247 256L249 257V258H248V262H247V259H246ZM250 256H251V257H250ZM10 257H12V256H10ZM33 257H34V256H33ZM113 257H114V256H113ZM124 257L121 258V261H122V259H124ZM127 257H128V256H127ZM127 257H126V258H127ZM143 257H144V258H143ZM229 257H228V258H229ZM262 257H263V258H262ZM56 258H57V257H56ZM85 258L83 259L84 261L86 260ZM193 258H192L191 260H194ZM58 259H59V258H58ZM80 259H81V258H80ZM100 259H101V258H99V260H100ZM105 259H107L108 262L104 261ZM127 259H128V258H127ZM130 259H131V258H130ZM198 259L196 260V261H197L196 264H198ZM200 259H201V258H200ZM200 259H199V260H200ZM226 259H227V258H226ZM226 259H225V261H228V260H229V259H228V260H226ZM239 259H236V260L233 259V260H234V261H233V260L230 258V262H231V260H232V263H233V262L236 263L237 260H239ZM9 260L16 261V259H14V258H13V259H12V258L10 259V258L8 257V262H9ZM43 260H44V259H41L40 261L43 262ZM63 260H65V259H63ZM77 260H79V259H77ZM77 260H76V261H77ZM94 260H95V259H94ZM94 260H93V261H94ZM99 260H95L96 263H97V261H98V263L100 264ZM109 260H110V261H109ZM115 260H117V259H116V256H115ZM125 260H126V259H125ZM125 260H123L124 264L129 263L127 260H126L127 262L125 263ZM189 260H190V259H189ZM209 260H208V258H207L206 261H204V260H203V261L201 260V261L204 262V264H208V263H209ZM212 260H213V261H212ZM216 260H215V264H216ZM240 260H239V261H240ZM13 261H10L11 263L9 262V264H12V263H13V264H16V263L13 262ZM61 261H62V258H61ZM84 261H82V264H84L85 262H87V261H85V262H84ZM93 261H92V264H93ZM112 261H113V260H112ZM118 261H120L119 257H118L117 263H119V264H120V263L123 264V262H118ZM196 261H195V262H196ZM207 261H208V263H207ZM225 261L223 262V264L227 263V262H225ZM239 261H238V262H239ZM242 261H240V264H242V263H241ZM16 262H17V261H16ZM79 262H81V260L78 261V262H74V263H77V264H78ZM83 262H84V263H83ZM113 262L116 263V261H113ZM146 262H147V261H146ZM146 262H145V263H146ZM191 262H192V261H191ZM195 262H192V263L195 264ZM202 262H200V263H202ZM205 262H206V263H205ZM228 262H229V261H228ZM44 263H45V262H44ZM88 263H89V261H88ZM88 263H87V264H88ZM90 263H91V262H90ZM117 263H116V264H117ZM138 263H137V264H138ZM192 263H190V264H192ZM232 263H230V264H232ZM235 263H234V264H235ZM17 264H19V262H17ZM45 264H46V263H45ZM47 264H48V263H47ZM80 264H81V263H80ZM94 264H95V263H94ZM111 264H114V263H111ZM129 264H130V263H129ZM187 264H188V263H187ZM209 264H210V263H209ZM217 264H218V263H217ZM221 264H222V263H221ZM228 264H229V263H228ZM236 264H239V263H236Z\"/></svg>",
  "mask_w": 264,
  "mask_h": 264
}]
</instances>
